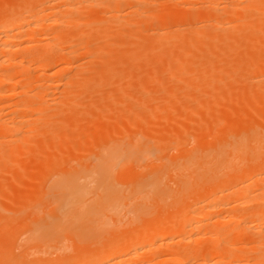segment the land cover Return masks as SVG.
Returning a JSON list of instances; mask_svg holds the SVG:
<instances>
[{"label": "bare ground", "instance_id": "1", "mask_svg": "<svg viewBox=\"0 0 264 264\" xmlns=\"http://www.w3.org/2000/svg\"><path fill=\"white\" fill-rule=\"evenodd\" d=\"M30 1V0H28ZM36 1V0H35ZM149 0H47V1H40L39 2H43L41 4H37L38 5H34L35 7H33L30 10H22L20 9H14L12 11H14L13 13L10 14L11 19L9 20L10 22H6V23H0V110L5 111V107L3 105L2 102H5L7 100L11 101H15L13 98L20 96L22 94L23 95H30L32 93V90L30 89V85L33 82L34 76L30 77L32 74L31 72L39 70L38 68L43 69L44 68H50L51 72H53V68H55V59L58 61V59L62 60L61 63L66 62L69 63V61H71L70 63L72 64L73 62H76L78 60L77 64L74 63L75 65L77 64L79 67V70L83 71L85 68H82V64L85 65L86 67H88L89 62H86V64L81 63L83 60H85L83 58L82 61L79 59L80 57H82L83 55L86 56V60H88L87 58H89V56L87 55H94V58H92L91 60H97V58L100 57V51L98 52V54L96 53L98 50H96V48L98 47H94L97 45L94 44L97 40V38L95 39H88L89 41H85L79 37L81 35V33L77 34L75 33L74 35L69 34L65 31L67 28H69V26L73 25L76 27L77 25V21H84L85 19L83 17H81V15H79L82 20H80L81 18H72L71 16H73L76 13H85L86 15H88L86 12H91V11H95L94 13H96V9L97 11H101L102 14H106L103 15L104 19L106 20L108 17H110L112 19V21L115 22H120V24L124 25L123 23H125L124 21L126 20V22L128 21V19H134L135 17L143 15L144 11H146L147 9L144 10H140V6H143V4L145 3H149ZM162 3H168V0H159ZM170 1V0H169ZM180 1V0H178ZM182 1V0H181ZM187 1V0H186ZM189 1V0H188ZM197 1V0H195ZM190 0L188 3L185 1H182V4H186L185 7L190 5V3L194 2ZM200 1V0H199ZM198 1V2H199ZM216 4H218L219 0H211ZM222 1V0H220ZM219 1V2H220ZM233 2V4L235 5H241V3L246 4V0H231ZM256 1V0H255ZM254 4L258 1L255 2ZM5 2V1H3ZM31 2V1H30ZM34 2V1H32ZM158 2V1H157ZM175 2V0H174ZM210 2V1H209ZM253 2V1H252ZM1 3V2H0ZM21 3V2H20ZM19 3V4H20ZM26 3V2H25ZM153 3V2H152ZM197 3V2H196ZM212 3V2H211ZM231 3V2H230ZM230 3H228L230 5ZM249 3V2H248ZM23 4V3H22ZM29 4V3H28ZM26 3V6L28 5ZM142 4V5H141ZM223 4V3H222ZM243 4V6H244ZM251 4V3H249ZM253 4V5H254ZM260 4V3H259ZM3 5V4H2ZM5 5V4H4ZM15 5V4H14ZM24 5V4H23ZM147 5V4H146ZM146 5H144V8ZM161 5V4H160ZM180 5V4H179ZM235 5H231V6H235ZM252 5V6H253ZM256 5H258L256 3ZM255 5V6H256ZM262 5V4H261ZM17 6V5H16ZM33 6V4H32ZM162 6V5H161ZM175 6V5H174ZM178 6V4H177ZM176 6V7H177ZM183 6V5H180ZM194 6V5H193ZM221 6V5H219ZM228 6V5H226ZM242 6V5H241ZM259 6V5H258ZM257 6V7H258ZM18 7V6H17ZM21 7V5H20ZM28 7V6H27ZM31 7V6H30ZM173 7V6H172ZM190 7V6H189ZM188 7V8H189ZM22 8L25 9V7L23 6ZM84 8V9H83ZM91 9V10H86V9ZM143 8V7H142ZM184 8V7H183ZM181 8V10L183 9ZM215 8V7H214ZM238 8V7H237ZM263 8H264V4H263ZM28 9V8H27ZM79 9V10H78ZM81 9V10H80ZM99 9H103V10H99ZM149 7H148V11L146 14V20L144 19V21L146 22V25L148 23H150L149 18L154 17V13H152L153 10H150L151 12H149ZM175 9V8H173ZM172 9V10H173ZM179 9V8H178ZM248 9V8H247ZM257 9V8H256ZM260 9V8H258ZM180 10V9H179ZM180 10V11H181ZM222 11L220 12L219 9L217 10V13H222L225 14L227 13L226 10H224V8L221 9ZM261 10V9H260ZM264 10V9H262ZM169 11V10H167ZM176 11V9L174 10ZM179 11V12H180ZM185 11V10H184ZM182 10V12H184ZM187 11V10H186ZM185 11V12H186ZM191 11V10H190ZM226 11V12H225ZM254 11V10H253ZM181 12V16L182 13ZM204 12V11H203ZM237 12H240L239 10ZM150 13H152V15L150 16ZM171 13V10H170ZM169 13V14H170ZM188 13V12H186ZM192 11L190 12L189 16L191 15ZM219 13V14H220ZM91 14V13H90ZM108 14H110L111 16H109ZM144 14V15H145ZM157 14V13H156ZM161 14H163V12H161ZM166 14V13H165ZM165 14H163V16H160V13L157 14L158 16H160L159 18H157V21L162 22V24L164 25V23L166 22H171L168 16H164ZM175 14V13H174ZM201 14V13H200ZM199 14V15H200ZM214 14V12L212 13ZM101 16V18H103V16L101 14H98V16ZM136 15V16H135ZM185 15V13H184ZM194 15V14H192ZM196 15V14H195ZM199 15L198 19L200 18ZM203 15V14H202ZM201 15V16H202ZM215 15V14H214ZM228 16V13L226 14ZM261 15V14H260ZM105 16L107 18H105ZM131 18H130V17ZM157 16V17H158ZM188 16V15H187ZM221 16V14H220ZM223 16V15H222ZM69 17H71L72 19H70ZM87 17V16H86ZM93 17V16H92ZM128 17V19L126 18ZM143 16H141L142 18ZM206 17V16H205ZM219 17V16H218ZM217 17V18H218ZM230 17V15H229ZM70 19V21L76 20V24H72L70 25V21L67 22L68 19ZM138 18V17H137ZM145 18V16H144ZM155 18V17H154ZM175 17H173L172 20H174ZM204 18V17H203ZM209 18V17H208ZM233 16H231L232 20ZM84 19V20H83ZM99 19V18H98ZM109 19V18H108ZM140 19V17H139ZM176 19V18H175ZM197 19V18H196ZM234 19V18H233ZM246 19V17H245ZM256 19V18H255ZM137 20V19H136ZM151 20V19H150ZM218 20V19H217ZM229 20V19H227ZM1 21V20H0ZM3 21V20H2ZM1 21V22H2ZM7 21V20H6ZM94 21L96 22V20L92 21V25L94 23ZM149 21V22H148ZM153 21H156L155 19ZM156 21V22H157ZM220 20H218V22H215L213 27L215 29L218 30H224V29H231L230 33H232L233 31L236 35H241L238 34V31L241 33L242 29H240L239 26H236L235 23L233 25V20L228 21L226 23L225 21L223 22H219ZM98 22V21H97ZM101 22H104L103 19L101 20ZM101 22H99L98 24H100ZM106 22V21H105ZM117 22V23H118ZM122 22V23H121ZM130 22V23H129ZM129 24L134 25V23H137L136 21L133 22L129 20ZM132 22V23H131ZM152 22V21H151ZM155 22V23H156ZM164 22V23H163ZM173 22H177V20H174ZM198 22V21H197ZM205 22V21H203ZM69 25H66L68 24ZM72 23V22H71ZM90 23V22H89ZM144 23V22H143ZM159 23V22H158ZM158 23L155 25L157 28ZM200 23V22H199ZM206 23V22H205ZM208 23V22H207ZM237 23V22H236ZM262 23V22H261ZM85 25V23L82 22V24L79 25ZM103 24V23H102ZM104 24H109V23H104ZM118 24V26L120 25ZM195 24V23H194ZM246 24V23H245ZM263 24V23H262ZM63 25V26H62ZM68 26L66 28V26ZM126 25V23H125ZM128 25V24H127ZM159 25H161L159 23ZM176 25V24H175ZM239 25V24H238ZM242 25V24H241ZM259 25V24H258ZM257 25V26H258ZM261 25V24H260ZM59 26V27H58ZM65 28V30L63 31V34L59 29L60 27ZM65 26V27H64ZM87 26V25H86ZM91 26V25H90ZM95 26V25H94ZM97 26V24H96ZM144 26V25H143ZM162 26V25H161ZM169 26V25H167ZM183 26V25H182ZM191 26V25H189ZM206 24H199L196 26H193L191 28V31H195L197 32H203L204 29L206 28ZM53 27V28H52ZM165 29L166 26H163ZM163 27H161L162 29H159L158 33H156L155 37V41L158 43H166L168 41H171L174 38H169L168 41H166V37L168 36H173V37H177L178 35L183 36V34H191L189 33L190 29L187 28V30L185 31L186 33H183V31H179L175 29V31L172 29V31L170 30L171 28H169L170 31L165 30ZM177 27V25H176ZM239 27V28H238ZM249 27V26H248ZM261 27V26H260ZM57 29V34L59 35L56 39L53 38L56 31L54 29ZM78 28V27H77ZM76 28V29H77ZM92 28V27H90ZM89 28V29H90ZM132 28V27H131ZM174 28V27H173ZM183 28V27H182ZM238 28V29H237ZM262 28L264 29L263 25ZM75 29V28H74ZM164 29V30H163ZM234 29V30H233ZM236 29V30H235ZM258 29V28H257ZM59 30V31H58ZM71 30V29H70ZM80 30V29H79ZM92 30V29H91ZM132 30V29H131ZM156 30V29H155ZM206 30V29H205ZM238 30V31H237ZM47 32V34H45V36H43L42 32ZM51 31V33L54 36H51L52 34H49ZM88 31V30H87ZM128 31V30H126ZM157 31V30H156ZM250 31V30H249ZM252 31V30H251ZM60 32V33H59ZM67 35H71V36H67ZM78 32V31H77ZM80 32V31H79ZM181 34H180V33ZM227 32V31H225ZM244 32V29H243ZM42 33V34H41ZM130 33V32H129ZM179 33V34H178ZM183 33V34H182ZM194 33V32H193ZM212 33V32H210ZM221 33V32H220ZM234 33L232 35H230V37L233 38V36L235 37ZM252 33V32H251ZM264 33V31L262 32ZM66 36H65V35ZM115 34V33H114ZM134 34V33H132ZM137 34V33H136ZM141 34V33H140ZM198 34V33H197ZM42 35V36H40ZM47 35V36H46ZM95 35V34H94ZM143 35V34H142ZM147 35V34H146ZM176 35V36H175ZM192 35V34H191ZM209 35V34H208ZM219 35V33H218ZM252 35V34H251ZM25 37L24 39L22 37ZM64 36V37H63ZM190 36V35H189ZM224 36V35H223ZM242 36V35H241ZM255 36V35H254ZM64 40H60L62 41L61 44L59 42V39L62 38ZM68 37V38H67ZM142 37V36H141ZM184 37V36H183ZM187 38V35L185 36ZM226 37V36H224ZM100 38V37H99ZM105 38V37H104ZM144 38V36H143ZM223 38V37H222ZM236 38V37H235ZM242 38V37H241ZM249 38V37H248ZM247 38V39H248ZM252 38V36L250 37ZM249 38V39H250ZM194 39V37L192 38ZM197 39V38H196ZM219 39V38H218ZM225 39V38H224ZM229 39V38H228ZM254 38H252L253 40ZM57 42H56V41ZM92 40V41H91ZM95 40V42H94ZM135 39L133 38V41ZM189 40V39H188ZM234 40V39H233ZM243 40V39H241ZM260 40V39H259ZM67 41V42H66ZM84 43H83V42ZM91 41V42H90ZM122 41V40H121ZM124 41V40H123ZM178 41V40H177ZM184 41H186V39H184ZM183 41V42H184ZM219 41V40H217ZM226 41V39H225ZM231 41V40H230ZM230 41L228 43V46L230 45ZM239 41V40H238ZM257 41V40H256ZM64 42V43H63ZM66 42V43H65ZM93 44L94 46H90L92 47L90 50L93 51V49L95 51H93L92 53H90L88 50V48L84 49V47H86V45L88 46L90 43ZM98 42V41H97ZM104 42V41H103ZM116 42V40H115ZM180 42V41H179ZM193 42V41H192ZM227 42V41H226ZM255 42V41H254ZM38 43H43L41 45H39ZM47 45V47L43 46L45 44ZM63 43V44H62ZM89 43V44H88ZM157 43V44H158ZM181 43V42H180ZM219 43V42H218ZM249 43V41H248ZM247 44V48L248 45L251 44ZM253 43V42H252ZM261 46L262 45V41H260ZM61 45V50L59 49V46ZM66 44V45H65ZM108 44V43H107ZM155 44V43H154ZM188 44V43H187ZM191 44V43H190ZM243 44V43H242ZM36 45H38V47H36ZM59 45V46H58ZM64 45V47H63ZM101 45V44H100ZM104 45V43H103ZM112 45V44H111ZM151 45V44H150ZM167 45V44H166ZM172 45V44H171ZM196 45V44H195ZM208 45V43H207ZM214 45V44H213ZM222 45V44H221ZM42 46V47H40ZM84 46V47H82ZM132 46V45H130ZM156 46V45H155ZM185 46V45H184ZM183 46V47H184ZM188 46V45H187ZM186 47H182L183 49H187L190 48L188 46V48ZM198 46V45H196ZM210 46V43H209ZM224 44L222 45L223 49ZM234 46V45H233ZM236 46V44H235ZM80 47V48H78ZM103 47V46H101ZM148 47V46H147ZM151 48H149L150 52H152L154 46H149ZM161 47V44H160ZM203 47V45H202ZM211 47V46H210ZM214 47V46H213ZM227 47V46H226ZM230 47V46H229ZM228 49H231L229 48ZM260 47V46H259ZM44 48V51H43ZM47 48V50H46ZM81 48L83 50H81ZM100 48V47H99ZM135 48V47H134ZM137 48V47H136ZM143 48V46H142ZM145 48V47H144ZM143 48V49H144ZM199 48V47H197ZM207 48V47H206ZM216 48V47H214ZM213 48V49H214ZM246 48V47H245ZM246 48V49H247ZM264 48V47H263ZM40 49V50H39ZM88 49V50H87ZM143 49H138L136 51V49L132 52L134 57L132 60H137L141 55V53H143ZM146 49V48H145ZM200 49H201V45H200ZM261 50V48H259ZM40 52H39V51ZM53 50V51H52ZM56 50V51H55ZM58 50V51H57ZM101 50V49H100ZM129 50V49H128ZM127 50V51H128ZM182 50V49H181ZM194 50V49H193ZM217 50V49H216ZM240 50V49H238ZM238 50H235L236 52ZM259 50V51H260ZM263 50V49H262ZM82 51L85 53L86 51L89 53H85L83 54ZM126 51V50H125ZM220 51V50H219ZM234 51V50H233ZM232 51V52H233ZM258 51V53H259ZM146 52H148V50H146ZM156 52V51H155ZM199 52V51H198ZM207 52V51H206ZM209 52V50H208ZM212 52V51H210ZM230 52V51H229ZM252 52V51H251ZM264 52V51H263ZM262 51L260 53H263ZM117 52H114V50H107L105 52H103L102 58H104L105 60H109V61H114V63L117 65V63L119 64H123V61L126 59V57L124 58L123 54H116ZM180 53V52H179ZM196 52H194L195 54ZM204 53V52H203ZM219 54H221L220 52H217ZM223 53V52H222ZM228 53V52H227ZM231 53V52H230ZM229 53V55H230ZM250 53V52H249ZM147 53H143V55H146ZM153 54V53H152ZM162 54V53H161ZM178 54V53H177ZM208 54V53H206ZM216 54V53H215ZM251 54V53H250ZM254 54V58L258 57V55ZM121 55V56H120ZM127 55V54H126ZM125 55V56H126ZM212 55V54H211ZM211 55H209V57L211 58ZM243 55V54H241ZM262 55V54H261ZM130 56V55H129ZM128 56V59L130 60ZM189 56V55H188ZM199 56V55H197ZM264 56V55H262ZM159 57V56H158ZM201 57V56H200ZM215 57V56H214ZM224 57V55H223ZM222 57V58H223ZM237 57V56H236ZM124 58V59H123ZM239 58V57H238ZM250 58V57H249ZM90 59V58H89ZM100 59V58H99ZM154 59V57H153ZM152 59V61H153ZM186 59V58H185ZM202 59V57L200 58V60ZM215 59V58H212ZM226 59V58H225ZM228 59V58H227ZM59 60V61H60ZM81 62H80V61ZM95 60V61H96ZM123 60V61H122ZM125 60L124 62L127 64V62L132 63V60ZM190 60V58H189ZM192 60V59H191ZM190 60V61H191ZM222 60V59H221ZM234 60V59H233ZM244 61V56L243 59ZM59 61L57 63H59ZM73 61V62H72ZM127 61V62H126ZM155 61V60H154ZM218 61V60H217ZM241 61V60H240ZM249 61V60H248ZM250 61L252 62V60L250 59ZM255 62L257 61V58L254 60ZM53 62V63H52ZM97 62V61H96ZM95 62V63H96ZM183 62V61H182ZM206 62V61H205ZM213 65L216 63L215 60L213 61ZM220 62V61H219ZM236 62V59H235ZM258 62V63H257ZM256 63H253V66L255 65L256 67L254 71L257 70H261L259 71L260 73L262 72V74H264V58L261 57L258 59ZM35 63V64H34ZM60 64L61 67H63ZM66 63L64 65H66ZM69 63V65H70ZM105 63V62H104ZM111 63V62H110ZM128 63V64H129ZM146 63V62H145ZM164 63V62H163ZM212 63V62H211ZM239 63V62H238ZM251 63V64H252ZM37 64V66H36ZM40 66H39V65ZM107 64V63H106ZM118 64V65H119ZM189 64V63H188ZM223 64V63H222ZM226 64V63H225ZM235 64V63H234ZM257 64V65H256ZM50 65V67H49ZM51 65L53 66L51 68ZM55 65V66H54ZM67 64V66H69ZM94 65V63H93ZM92 65V66H93ZM111 65V64H110ZM125 65V64H123ZM143 65V64H142ZM157 65V64H156ZM159 65V64H158ZM181 65V64H180ZM209 65V64H208ZM211 65V64H210ZM212 65V66H213ZM237 65V63H236ZM34 66V67H33ZM36 66V67H35ZM39 66V67H38ZM48 66V67H47ZM58 66V65H57ZM56 66V68H57ZM72 65H70L69 67H71ZM102 66V65H101ZM113 66V64H112ZM130 67V64L128 65ZM178 66V65H177ZM188 66V65H187ZM198 66V64H197ZM204 66V65H203ZM212 66L210 67L212 70ZM251 66V65H250ZM60 67V69H61ZM66 67V66H64ZM74 68V66H72ZM91 67V66H90ZM103 67V66H102ZM107 67V65H106ZM109 67V66H108ZM111 67V66H110ZM114 67V66H113ZM112 67V68H113ZM128 67V68H129ZM135 67V66H134ZM191 67V66H189ZM208 67V66H207ZM206 67V68H207ZM247 67V66H245ZM59 68V67H58ZM68 68V67H67ZM72 68V69H73ZM118 67H116L115 69H117ZM142 68V67H141ZM181 68V67H180ZM214 68V67H213ZM250 68V67H249ZM253 68V67H252ZM251 68V69H252ZM59 69V70H60ZM83 69V70H82ZM97 69V68H96ZM101 70V68H99ZM97 69V70H99ZM108 68H106L107 70ZM111 69V68H110ZM114 69V70H115ZM135 69V68H134ZM161 69V68H160ZM178 69V68H177ZM191 69V68H190ZM222 69V68H221ZM243 69V68H242ZM245 69V68H244ZM25 71L23 72V75L28 72V80L26 81H30L29 79H31L32 81L28 84H25L23 86L20 85V83H15L14 79L16 80V78L18 77L17 73L19 71ZM55 70V69H54ZM64 68H62L63 71ZM69 70H71L69 68ZM86 70V69H85ZM84 70V71H85ZM126 70V69H125ZM138 70V69H137ZM187 70V69H186ZM209 70V69H208ZM210 70V71H211ZM229 71V69H226ZM248 70V69H247ZM29 71H31L29 73ZM41 71V70H40ZM39 71V72H40ZM65 71V70H64ZM60 72L58 75L59 77H57L58 79H60V83H61V79L62 77L66 78L68 75V69L65 72ZM77 70H75L76 72ZM81 71H77L78 74L81 73ZM103 69L100 71L102 72ZM109 71V70H108ZM139 71V70H138ZM175 71V70H174ZM173 71V72H174ZM190 71V70H189ZM231 71V70H230ZM229 71V72H230ZM237 71V70H235ZM37 72V71H36ZM38 72V73H39ZM50 72V73H51ZM58 72V70H57ZM99 72V73H100ZM105 74H107V71H103ZM127 72V71H126ZM209 72V71H208ZM213 72V71H212ZM16 73V75H15ZM49 73V74H50ZM64 73L65 75L62 76V74ZM73 73V71H72ZM72 73L71 76H69V78L65 79L66 83L70 82V78L71 81H75L73 84L76 85V81L78 82L79 80H76L75 77L77 76L76 73L75 77H72ZM84 73V72H82ZM98 73V74H99ZM102 73V74H104ZM117 73V72H116ZM204 73V72H203ZM211 73V72H210ZM224 73V72H223ZM258 73V71L256 72ZM21 74V73H20ZM19 74V75H20ZM31 74V75H30ZM37 74V73H35ZM44 74V73H43ZM60 74L62 77H60ZM128 74V73H127ZM261 74V75H262ZM39 75V74H38ZM126 75V74H124ZM194 75V74H193ZM212 75V73H211ZM254 75V74H253ZM47 76V74H46ZM99 76V75H98ZM197 76V75H196ZM202 76V75H201ZM214 76V75H213ZM256 76V75H255ZM96 77V76H95ZM100 77V76H99ZM129 77V76H128ZM182 77V76H181ZM207 77V76H206ZM209 77V76H208ZM254 77V76H253ZM36 78V77H35ZM78 78V76H77ZM81 78V77H79ZM93 78V77H92ZM205 78V77H204ZM239 78V77H238ZM237 78V79H238ZM244 78V77H243ZM256 78V77H254ZM37 79V78H36ZM46 79V78H45ZM51 79V76L48 78V80ZM75 79V80H74ZM107 79V78H106ZM111 79V78H110ZM113 79V78H112ZM115 79V76H114ZM155 79V78H154ZM207 79V78H206ZM213 79V78H212ZM224 79V78H223ZM261 79V78H259ZM47 80V83H48ZM57 80V79H56ZM97 80V78H96ZM101 79H99L100 81ZM108 80V79H107ZM116 80V79H115ZM135 80V79H134ZM188 80V78H187ZM204 80V79H203ZM90 81V80H89ZM8 82V83H7ZM11 85H10V83ZM21 82V81H20ZM50 82V81H49ZM64 82V79H63ZM102 82V81H100ZM193 82V81H192ZM248 82V81H247ZM246 82V83H247ZM3 83L5 84H9L8 87H11L9 89L4 88L5 84L3 85ZM14 83V84H12ZM26 83V82H25ZM34 83V82H33ZM37 83V81H36ZM35 83V84H36ZM40 83V82H39ZM42 83V81H41ZM58 83V87L59 85H62ZM64 83V86L67 87L65 89H68V85L70 84H66ZM71 83V85H72ZM84 83V82H83ZM82 83V84H83ZM86 83L87 80H86ZM84 83V85L86 84ZM95 83V81H94ZM97 83V82H96ZM112 83V82H111ZM124 83V82H123ZM134 83V82H133ZM157 83V82H156ZM54 84V83H53ZM52 84V85H53ZM66 84V85H65ZM79 82L77 83L76 86H78ZM81 84V85H82ZM89 84V83H88ZM92 84V83H91ZM100 84V83H99ZM102 84V83H101ZM100 84V86H102ZM262 84V83H260ZM1 85H3L4 87H2ZM33 86H35L34 84H32ZM40 85V84H38ZM49 86V84H47ZM45 85V87L47 86ZM51 85V84H50ZM70 85V86H71ZM152 85V84H151ZM213 85V84H212ZM14 86V87H13ZM63 86V85H62ZM86 86V85H85ZM88 86V85H87ZM95 86V84H94ZM133 86V85H132ZM175 86V85H174ZM198 86V85H197ZM202 86V85H201ZM211 86V85H210ZM44 87V86H43ZM50 90H51V86H49ZM53 87V86H52ZM54 90H56V85L54 86ZM80 87V85H79ZM78 87V88H79ZM158 87V86H156ZM206 87V86H205ZM42 88V87H41ZM48 88V87H47ZM61 88V87H60ZM75 87H73L72 89H74ZM77 88V89H78ZM103 88V87H102ZM199 88V86H198ZM204 88V87H203ZM233 88V87H232ZM249 88V87H248ZM59 89V88H58ZM57 89V90H58ZM76 89V93L77 90ZM96 89V87H95ZM127 89V88H126ZM60 90V89H59ZM63 90V89H62ZM75 90V89H74ZM184 90V89H183ZM209 90V89H208ZM35 91V90H34ZM130 91V90H129ZM140 91V90H139ZM150 91V90H149ZM254 91V90H253ZM261 91V90H260ZM263 91V90H262ZM36 92V91H35ZM40 92V91H39ZM44 92V91H43ZM75 93V91H73ZM93 92V91H92ZM91 92V95H93ZM193 92V91H191ZM211 92V91H210ZM248 92V91H247ZM37 93V92H36ZM56 93V92H55ZM59 93V92H58ZM86 94V91L83 92V94ZM126 93V91H125ZM150 93V92H149ZM178 93V92H177ZM238 93V92H236ZM243 93V92H242ZM256 93V92H255ZM264 93V92H263ZM45 94V93H44ZM47 94V93H46ZM71 94H73L71 92ZM84 94V95H85ZM97 94V93H96ZM235 94V93H234ZM246 94V93H245ZM48 95V94H47ZM50 95V94H49ZM48 95V96H49ZM83 95V96H84ZM133 95V94H132ZM178 95V94H177ZM196 95V94H195ZM68 96V95H65ZM87 96V95H86ZM94 96V95H93ZM125 96V95H124ZM140 96V95H139ZM152 96V95H151ZM238 96V95H237ZM24 97V96H23ZM28 96H26L27 98ZM33 97V96H32ZM34 97L36 98V96L34 95ZM37 97H42L38 95ZM56 97V96H55ZM72 97V96H70ZM76 97V96H75ZM78 97V96H77ZM82 97V96H81ZM91 97V96H90ZM156 97V96H155ZM181 97V96H180ZM194 97V96H192ZM259 97V102L255 103L257 105L260 106H264V102L262 99L263 95L258 96ZM262 97V98H260ZM46 98V97H45ZM92 98V97H91ZM182 98V97H181ZM180 98V99H181ZM37 99V98H36ZM39 100H36L37 103H40V106H36L39 104H36V102L34 103L35 99H33L34 101L32 102V100L28 101L30 102L29 104H25V109L29 111H46V109L48 108V103L42 101L41 102ZM55 99V98H54ZM53 99V100H54ZM67 99V98H66ZM77 99V98H76ZM75 99V100H76ZM147 99V98H146ZM167 99V98H166ZM170 99V98H169ZM203 99V98H202ZM247 99V98H246ZM28 100V99H27ZM27 100H25V102H27ZM52 100V101H53ZM68 100V99H67ZM65 100V101H67ZM69 100H71L72 102H74V99L72 100V98H70ZM97 100V99H96ZM140 100V99H139ZM225 100V99H224ZM262 100V101H260ZM49 101V100H48ZM71 101H67L64 103H59V104H63V106H65L64 104L68 103L66 106L69 108L70 106L73 105V103H71ZM90 101V100H88ZM114 101V100H113ZM127 101V100H126ZM183 101V100H182ZM228 101V100H227ZM235 101V100H234ZM242 101V100H241ZM253 101V103H254ZM12 102V101H11ZM16 102V101H15ZM22 102V101H21ZM32 102V103H31ZM87 102V101H86ZM203 102V101H202ZM237 102V100H236ZM263 102V103H262ZM8 102H5L4 104H7ZM23 103V102H22ZM47 103V104H45ZM58 103V102H57ZM56 103V104H57ZM102 103V102H101ZM119 103V102H118ZM148 103V102H147ZM220 103V102H219ZM252 103V104H253ZM260 103V104H259ZM15 104V103H13ZM13 104H8L10 105V107ZM21 105V103H16L15 105ZM22 104V105H24ZM75 104V103H74ZM139 104V103H138ZM156 104V103H155ZM161 104V103H160ZM165 104V103H164ZM175 104V103H174ZM210 104V103H209ZM231 104V103H230ZM241 104V103H240ZM7 105V106H8ZM17 105V106H18ZM19 105V106H20ZM46 105V108H45ZM70 105V106H69ZM85 105V104H84ZM125 105V104H124ZM187 105V104H186ZM62 106V107H63ZM65 106V107H66ZM75 106V105H73ZM8 106L9 109L16 107V106H12L10 108ZM66 107V108H67ZM118 107V106H117ZM127 107V106H126ZM153 107V106H152ZM206 107V106H205ZM221 106H219L220 108ZM227 107V106H226ZM253 107V106H252ZM6 107V110L8 109ZM87 108V107H86ZM92 108V107H91ZM208 108V107H207ZM215 108V107H214ZM212 108V109H214ZM239 108V107H238ZM242 108V107H241ZM263 108V107H262ZM4 109V110H3ZM8 109V110H9ZM51 109V108H50ZM79 109V108H78ZM151 109V108H150ZM164 109V108H163ZM206 109V108H205ZM243 109V108H242ZM247 109V108H246ZM254 109V108H253ZM261 109V107L259 108ZM7 110V111H8ZM13 110V109H11ZM15 110V109H14ZM61 110V109H60ZM62 110H65V108H63ZM77 110V109H76ZM241 110V109H240ZM255 110V109H254ZM263 112L260 114L259 112H257L258 117H261V119L264 120V116L262 117V115L264 114V108L262 109ZM10 111V110H9ZM20 112V109L16 110ZM16 111H11V112H16ZM56 111V110H55ZM67 111V110H66ZM132 111V110H131ZM197 111V110H196ZM203 111V110H202ZM207 111V110H206ZM219 111V109H218ZM243 111V110H242ZM249 111V110H248ZM261 111V110H260ZM18 112V114H19ZM24 112V111H23ZM27 112V111H26ZM57 112V111H56ZM60 112V111H59ZM65 112V111H64ZM68 112V111H67ZM225 112V111H224ZM0 113V134H4L6 133V139L10 138L14 133H19V134H15L16 138L11 137L10 139L5 140V136L3 137V135H0V139H2L1 137H3L2 140H0L1 144L6 145V147L4 148H8L7 145H11L14 146L10 143H13L15 139L16 142L20 141V142H27L28 138L30 135H28L29 133H31V129L30 131L27 130L26 131V127L24 126V131H26L27 133H25L24 131H22L23 129V125L18 123H10L9 120H11L12 122H14L15 119L10 118V113L6 114L7 116H4V114ZM86 113V111H85ZM118 113V112H116ZM176 113V112H175ZM203 113V112H202ZM249 113H251L249 111ZM15 114V113H14ZM27 114V113H26ZM37 114V113H36ZM59 113H57L58 115ZM62 114V111H61ZM59 114V115H61ZM87 114V113H86ZM127 114V113H126ZM156 114V113H155ZM182 114V113H181ZM188 114V113H187ZM205 114V112H204ZM209 113H207L208 115ZM212 114V113H211ZM210 114V115H211ZM260 114V116H259ZM10 115V116H8ZM16 115V114H15ZM14 115V116H15ZM35 115V113H34ZM44 115V114H43ZM65 114H63L64 116ZM74 115V114H73ZM81 115V114H80ZM78 115V117L80 116ZM122 115V114H121ZM129 116L132 114H128ZM157 115V114H156ZM178 115V114H177ZM203 115V114H202ZM206 115V114H205ZM238 115V114H237ZM242 115V114H241ZM240 115V116H241ZM253 115V114H252ZM255 115V114H254ZM36 116V115H35ZM40 116V115H39ZM38 116V117H39ZM45 116V115H44ZM48 116V115H47ZM75 116V115H74ZM128 116V117H129ZM166 116V115H165ZM246 116V115H245ZM7 117V118H6ZM9 117V118H8ZM16 117V116H15ZM28 117V116H27ZM50 117V116H49ZM55 117V116H54ZM66 117V116H65ZM82 117V116H81ZM143 117V116H142ZM149 117V116H148ZM152 117V116H150ZM182 117V116H180ZM204 117V116H203ZM203 117L201 119H203ZM210 117V116H209ZM218 117H221L218 116ZM243 117V116H242ZM52 118V117H51ZM84 118V117H83ZM184 118V117H183ZM208 118L207 116H205L204 119ZM214 118V117H213ZM210 117V119L215 120ZM232 118V117H231ZM238 116L234 119H237ZM241 118V117H240ZM239 118V119H240ZM244 118V117H243ZM253 118V117H252ZM24 119V118H21ZM27 119V118H25ZM24 119V120H25ZM29 119V117H28ZM119 119V118H118ZM131 119H133V117L131 116ZM143 119V118H142ZM146 119V118H144ZM190 119V118H189ZM209 119V118H208ZM222 118H220L221 120ZM229 119V118H228ZM246 119V117H245ZM249 119V118H248ZM257 119V116L256 118ZM254 119V120H255ZM39 120L38 118H32L30 122H35ZM63 120V119H62ZM79 120V119H78ZM102 120V119H101ZM100 120V121H101ZM117 120V119H116ZM129 122L130 117H129ZM135 120V119H134ZM156 120V119H155ZM219 120V121H220ZM247 120V119H246ZM245 120V121H246ZM260 121V119L258 118L257 121ZM29 121V120H28ZM40 121V120H39ZM42 121V120H41ZM83 121V120H82ZM190 121V120H189ZM204 121V120H203ZM209 121V122H208ZM208 123H211L210 120H208ZM218 121V119H217ZM216 120L214 122H217ZM227 121V120H226ZM231 121V120H230ZM236 121V120H234ZM244 121V120H243ZM256 121V120H255ZM16 122V121H15ZM30 122H28V125L30 124ZM51 122V121H50ZM74 122V121H73ZM107 122V121H106ZM143 122V121H142ZM157 122V120H156ZM155 122V123H156ZM161 122V121H160ZM206 122V120L204 121ZM223 122V121H222ZM241 122V121H240ZM239 122V124H240ZM249 122V121H248ZM252 122V119H251ZM38 123V122H37ZM36 123V124H37ZM89 123V122H88ZM87 123V124H88ZM113 123V122H112ZM121 123V122H120ZM133 123V122H131ZM148 123V122H147ZM152 123V122H151ZM154 123V125H155ZM162 123V122H161ZM172 123V122H171ZM237 123V122H236ZM243 123V122H242ZM259 123V122H258ZM262 123V122H261ZM264 123V121H263ZM21 128H20V125ZM53 124V123H52ZM55 124V123H54ZM69 124V122H68ZM111 124V123H110ZM114 124V123H113ZM112 124V125H113ZM117 124V123H116ZM122 124V123H121ZM134 124V123H133ZM144 124V123H142ZM150 124V123H148ZM200 124V123H198ZM206 124V123H205ZM217 124V123H216ZM213 124V125H216ZM221 124V123H219ZM225 124V123H224ZM238 124V126H240ZM244 124H246L244 122ZM244 124H242L244 126ZM19 125V126H18ZM27 125V123H26ZM40 126V123L38 124ZM37 125V126H38ZM51 125V124H50ZM70 125V124H69ZM79 125V124H78ZM95 125V124H94ZM123 125V124H122ZM128 125V123H127ZM145 125V124H144ZM143 125V126H144ZM209 125V124H208ZM212 125V124H211ZM247 125V124H246ZM245 125V126H246ZM86 126V124H85ZM134 126V125H133ZM146 126V125H145ZM157 126V125H156ZM166 126V125H165ZM201 126V125H200ZM204 126V124L202 125ZM201 126V127H202ZM229 126V124H228ZM244 126V127H245ZM54 127V126H53ZM141 127V125H140ZM187 127V126H186ZM208 127V126H206ZM205 127V128H206ZM215 127V126H214ZM219 127V126H218ZM235 127V126H234ZM35 129V127H33ZM39 128V127H37ZM42 128V127H41ZM44 128V127H43ZM66 128V127H65ZM64 128V129H65ZM90 129V127H88ZM120 128V127H119ZM118 128V129H119ZM129 128V127H128ZM132 128V127H131ZM139 128V127H138ZM156 128V127H155ZM198 128V127H197ZM213 128L212 126H210V129ZM223 128V127H222ZM8 129V130H7ZM12 130V132L10 130ZM40 129V128H39ZM58 129V128H57ZM88 129V130H89ZM110 130V128H107ZM118 129H116L117 131H119ZM126 129V128H125ZM135 129V128H134ZM146 131H147V126L145 127ZM145 129L142 130L145 132ZM149 129V128H148ZM165 129V127H164ZM193 129V128H192ZM200 129V128H199ZM215 129V128H213ZM227 129V128H226ZM6 130V131H5ZM37 130V129H36ZM60 130V129H59ZM96 130V129H95ZM94 130V131H95ZM99 130V129H98ZM115 130V132H116ZM122 130V127H121ZM129 130V129H128ZM152 130V129H151ZM176 130V129H175ZM198 130V129H197ZM203 130V128H202ZM208 130V129H207ZM5 131V132H4ZM14 131V132H13ZM66 131V130H65ZM72 131V130H71ZM97 131V130H96ZM102 131V130H101ZM113 131V130H112ZM111 131V133H112ZM123 131V130H122ZM140 131V130H139ZM166 131V130H165ZM169 131V130H168ZM204 131V130H203ZM209 131V130H208ZM216 131V130H215ZM224 131V130H223ZM237 131V132H236ZM10 134H9V133ZM20 132L22 134H20ZM63 132V131H61ZM82 132V131H81ZM98 132V131H97ZM114 132V131H113ZM114 132V133H115ZM130 132V131H129ZM184 132V131H183ZM194 132V131H192ZM199 132V131H198ZM235 132V133H234ZM233 135L234 136L232 139L229 138L230 141H226L228 139L225 140V135L219 138H215L216 140H214V142L210 141V143H208L207 145H202L203 147H201V145L199 146L198 150H196L195 152L190 151L187 154H184L183 157L178 161H174V162H169V163H165L161 164L160 166L158 165L157 169L154 170L153 172H141L142 174H140V176H136V177H129L127 179H125V181L122 182V179L116 180L115 178V174L118 172L117 170L120 168V170L122 171L123 169H125L126 167H131L133 170H135L136 166H141V164H148L147 161H149L151 159V154H153L154 152H150L148 151V154L145 153V156L143 155V158L141 159L139 156V154H137L135 151H131L130 149L124 148V144H119L117 141V143L119 145H114V146H110V147H106L99 155L98 161L96 163H94L93 166H88L85 169L79 170V172L77 173H81L79 176H77V174H65V176L60 177L59 179H57L56 181H54L51 186H49V191H50V195L52 197V194L57 198L56 201V208L54 209V212H52V217L51 220L44 222V224L38 225L36 226L34 229H30L29 234L27 235V237L24 239V246H27L33 250L27 249L28 247H26V249L29 251L27 254L30 257H35L34 259H29V262L27 259H25V257L23 259L27 260L25 261V263H23L22 261H19V257H15V259L13 258H9L12 252V248L11 245L9 246L11 239L9 240V238H3L0 240H3V242L8 239L9 240V244L5 245V247H7L5 250L9 249L5 251L2 247V252H8L6 255L3 254L1 252V247H0V264H138L139 261L142 258H151L150 260V264H221L223 261H232V264H264V124H256L255 123H250L248 124V126L246 128H237L236 130H234ZM106 137L107 134L110 133L107 131L105 132ZM121 133V132H120ZM166 133V132H163ZM172 133V132H171ZM202 133V132H201ZM219 133V132H218ZM231 133V132H230ZM229 133V134H230ZM12 134V135H11ZM24 134V135H23ZM41 134V133H40ZM61 134V133H60ZM91 134V133H90ZM89 134V135H90ZM99 134V133H98ZM101 134H103L101 132ZM113 134V133H112ZM111 134V135H112ZM124 134V132H123ZM149 134L153 135V133H143L142 136L148 137L150 139H155L154 136H150ZM156 134V132L154 133ZM160 134V133H159ZM162 134V133H161ZM174 134V133H173ZM186 134V133H185ZM224 134V133H222ZM5 135V134H4ZM10 135V136H9ZM64 135V134H63ZM69 135V134H68ZM84 135V134H83ZM86 135V133H85ZM100 135V134H99ZM115 135V134H113ZM125 135V134H124ZM198 135V134H197ZM196 135V136H197ZM221 135V134H220ZM8 136V137H7ZM18 136V137H17ZM32 136V135H31ZM88 136V135H86ZM85 136V137H86ZM126 136V135H125ZM163 136V134H162ZM167 136V134H166ZM166 136L165 139L167 138ZM170 136V135H169ZM174 136V135H173ZM201 136V135H200ZM84 137V138H85ZM93 137V136H91ZM90 137V138H91ZM98 137V136H97ZM114 138V136H112ZM117 137V136H115ZM128 137V136H126ZM145 137L143 138L145 140ZM183 137V136H182ZM227 137V136H226ZM14 138V140H13ZM39 138V137H38ZM102 138V137H101ZM103 138L105 139V137L103 136ZM121 139L125 138V137H120ZM131 138V137H130ZM160 138V137H159ZM162 138V137H161ZM170 138V137H169ZM176 138V137H175ZM203 138V137H202ZM30 139V138H29ZM50 139V138H49ZM89 139V138H88ZM96 138L93 137V139L91 138V140H89L90 142L92 140H94ZM98 139V138H97ZM100 139V137H99ZM117 139V138H116ZM138 139V138H137ZM143 139H140L141 141ZM168 139V138H167ZM183 139V138H182ZM214 139V138H212ZM34 140V139H33ZM38 140V139H37ZM44 140V139H43ZM76 140V139H74ZM73 140V141H74ZM103 140V139H101ZM139 140V139H138ZM137 140V141H138ZM147 140V139H146ZM201 140V139H199ZM2 141L4 143H2ZM78 141V140H76ZM98 141V140H97ZM140 141V142H141ZM152 141V140H151ZM156 141V140H155ZM58 142V141H57ZM85 142V141H84ZM95 142V141H94ZM139 142V143H140ZM202 142V141H201ZM19 143V142H18ZM22 143H19L22 145ZM46 143V142H45ZM125 143V142H123ZM137 143V144H139ZM167 143V142H166ZM0 144V146H2ZM14 144V143H13ZM18 144V145H19ZM56 144V143H55ZM62 144V143H61ZM60 144V145H61ZM75 144V143H74ZM96 144V143H95ZM141 144V143H140ZM145 144V143H143ZM180 144V143H179ZM26 145V143L24 144ZM24 145H23V151H24ZM58 145V144H56ZM104 145V144H103ZM113 145V144H112ZM136 145V144H135ZM148 146H150L149 144H147ZM159 145V144H158ZM17 146V145H16ZM51 146V145H49ZM124 146V147H123ZM139 146V145H138ZM136 146V147H138ZM143 146V145H142ZM152 146V145H151ZM188 146V145H187ZM21 147V146H19ZM40 147V146H39ZM68 147V146H67ZM94 147V146H93ZM147 147V146H146ZM163 147V146H162ZM13 148V147H12ZM48 148V147H47ZM69 148V147H68ZM86 148V147H85ZM129 148V147H128ZM135 148V146H134ZM141 148V147H139ZM154 148V147H153ZM166 148V147H165ZM3 149V148H2ZM72 149V148H71ZM158 149V148H157ZM156 149V152H157ZM161 149H164L161 148ZM193 149V148H192ZM1 150V149H0ZM5 150V149H4ZM43 150V149H41ZM131 152H130V151ZM149 150V149H147ZM146 150V151H147ZM160 150V149H159ZM194 150V149H193ZM13 151V150H12ZM44 151V150H43ZM138 151V150H137ZM142 151V150H141ZM145 151V150H144ZM163 151V150H162ZM21 152V151H19ZM42 152V151H41ZM56 152V151H55ZM77 152V151H76ZM149 152L151 154H149ZM159 152V151H158ZM164 152V151H163ZM162 152V153H163ZM32 153V152H31ZM38 153V152H37ZM67 153V151L65 152ZM144 153V152H143ZM160 153V152H159ZM161 153V154H162ZM23 154V153H22ZM34 154V153H33ZM50 154V153H49ZM54 154V153H53ZM60 154V153H59ZM58 154V155H59ZM64 154V153H63ZM75 154V153H74ZM84 153H81L80 156H83ZM141 154V152H140ZM157 154V153H156ZM155 154V155H156ZM178 154V153H177ZM6 155V154H5ZM14 155V156H13ZM30 155V154H29ZM28 155V158H29ZM52 155V154H50ZM69 155V154H68ZM86 155V153H85ZM0 156L2 157L1 153ZM10 156H12V159L15 158V154H9V158ZM33 156V155H32ZM53 156V155H52ZM61 155H59L60 157ZM66 155L64 154L62 157L64 158ZM178 156V155H176ZM17 157V156H16ZM34 157V156H33ZM38 157V156H37ZM58 157V156H57ZM56 157V159H57ZM73 157V156H72ZM75 159L77 158L76 154L74 155ZM158 157V156H157ZM161 157V156H160ZM61 158V157H60ZM67 158V157H66ZM153 158H156L153 156ZM17 159V158H15ZM37 159V158H36ZM49 159V157L47 158ZM53 159V158H52ZM74 159V158H73ZM139 159V160H138ZM149 159V160H148ZM59 160V158H58ZM72 160V159H71ZM77 160V159H76ZM93 160V159H92ZM138 160V161H137ZM142 160V162H140ZM161 160V159H160ZM14 161V160H13ZM16 161V160H15ZM56 161V160H55ZM54 161V162H55ZM62 161V160H61ZM60 161V162H61ZM84 161V160H83ZM151 161V160H150ZM47 162V161H46ZM52 162V160H51ZM60 162H58L60 164ZM69 162V161H68ZM80 162V161H79ZM139 162L140 165H137ZM146 162V163H145ZM23 163V162H22ZM56 163V162H55ZM81 163V162H80ZM21 164V163H20ZM25 164V163H24ZM49 164V163H47ZM62 164V163H61ZM60 164V165H61ZM86 164V163H85ZM52 163L50 164L52 170L54 169V164L52 167ZM81 165V164H80ZM84 165V164H83ZM156 165V164H155ZM33 166V165H32ZM50 166H46L50 167ZM148 166V165H147ZM150 166V165H149ZM153 166V165H152ZM9 167V166H6ZM44 167V166H43ZM57 167V168H56ZM56 169H58L59 165H56ZM141 167H145L141 166ZM151 167V166H150ZM156 168V166H153ZM29 168V167H28ZM37 168V166H36ZM45 168V167H44ZM4 169V168H3ZM66 169V168H65ZM146 169V167L144 168ZM20 170V169H19ZM27 170V169H26ZM148 170V169H146ZM144 170V171H146ZM45 171V170H44ZM51 169H48V171L46 170V172L50 173ZM120 171V172H121ZM143 171V170H142ZM39 172V171H38ZM138 171V173H140ZM23 173V171H22ZM29 173V172H27ZM45 173V172H44ZM43 173V174H44ZM31 174V173H30ZM144 174V175H143ZM24 175V174H23ZM11 177V176H10ZM33 177V176H32ZM36 177V176H35ZM172 177V182H175L176 186H173L175 188H171L169 185V182L171 180H169V178ZM17 178V177H16ZM43 178V177H42ZM171 179V178H170ZM27 180V179H26ZM169 180V181H168ZM20 181V180H19ZM15 183V182H14ZM6 184V183H5ZM38 184V183H37ZM170 184H172L170 182ZM32 185V184H31ZM1 186V185H0ZM127 186V187H126ZM38 187V186H37ZM40 188V187H39ZM124 188V189H122ZM128 188V189H127ZM41 189V188H40ZM255 189V190H254ZM22 190V189H21ZM27 191V190H26ZM257 191V193H256ZM10 194V193H9ZM32 195V194H31ZM43 195V194H42ZM49 195V197H50ZM12 197V196H11ZM18 197V196H17ZM21 197V196H20ZM34 197V196H33ZM187 197H189L188 199L191 200V198L194 199L195 203L193 204H189V206H180V203H184V200H188L186 199ZM35 198V197H34ZM48 198V197H47ZM27 199V198H26ZM25 199V202L27 201ZM32 199V198H31ZM192 199V200H193ZM196 199V200H195ZM16 200V199H15ZM43 200V199H42ZM50 200V199H49ZM3 201V200H2ZM19 201V200H17ZM16 201V202H17ZM44 201V200H43ZM41 202V201H40ZM45 202V201H44ZM193 202V201H192ZM27 203V202H26ZM29 203V201H28ZM32 203V202H31ZM47 203V202H46ZM187 203V202H186ZM191 203V201L189 202ZM6 204V203H5ZM17 204V203H16ZM39 204V203H38ZM41 204V203H40ZM183 204V205H184ZM242 204H248L249 206H251L247 211H243V207L241 206V210L242 212H240L239 209V205ZM12 205V204H11ZM42 205V204H41ZM44 205V203H43ZM247 205V206H248ZM253 205V207H252ZM13 206V205H12ZM239 206V207H238ZM244 206V205H243ZM153 207H156V209H154V212L152 211ZM16 208V207H14ZM125 208H128L125 209ZM168 208V209H167ZM246 208V207H245ZM253 208V209H251ZM2 209V208H1ZM130 211L133 215L132 217L130 216V214H127L129 216H127L128 218V224L129 227H134L138 226L139 223H146L145 227L139 228L141 226H143L142 224L139 225L136 229H134L135 231L131 232H122L126 230V228H122V226L124 225L125 222H123V219H121V215H122V211ZM252 210V211H251ZM4 211V210H3ZM2 211V212H3ZM165 212V213H164ZM244 212V213H243ZM54 213V214H53ZM124 213V212H123ZM127 213V212H126ZM242 213V215H241ZM247 213V214H245ZM249 213V214H248ZM230 216V219L226 220L227 215ZM245 214V215H244ZM3 215V214H2ZM243 215L244 217H248L246 219V217L243 219ZM248 215V216H247ZM242 216V217H241ZM124 217V216H123ZM122 217V218H123ZM21 218V217H20ZM112 219V220H111ZM121 219V221L119 220ZM242 219L244 221H242ZM113 221V223H112ZM127 221V220H126ZM122 223V225H120V223ZM130 222V223H129ZM119 223V225L117 224ZM116 225V226H115ZM132 225V226H131ZM233 225L237 226L236 228L233 227ZM118 226V227H117ZM117 227V228H115ZM124 227V226H123ZM127 227V226H125ZM18 228V227H17ZM122 228V229H121ZM135 228V227H134ZM227 230V228H229V231L227 230L228 233L223 234L221 233V235L223 237H221L218 233L219 230L225 229ZM121 229V231H120ZM129 229V228H127ZM131 229V228H130ZM10 230V229H9ZM16 230V229H15ZM218 230V231H217ZM128 231V230H127ZM224 231V230H223ZM118 232V233H117ZM222 232V231H221ZM3 233V232H2ZM12 233V232H11ZM116 233V234H114ZM210 234V236H209ZM5 235V234H4ZM208 235V236H207ZM254 235V236H251ZM7 236V235H6ZM9 236V235H8ZM252 237L251 240V246H247L248 243L246 242H242V247L239 246L241 245L240 240H246V238ZM68 238H74L71 240L76 241L77 243L80 244V246L82 247L84 245V248L88 251H84V254L81 256H74L71 257L70 254L68 256H66V252L68 250H66V247L68 246V243H66L65 240H67ZM206 239L209 238V243H208V249L206 250L207 252L203 253H196L193 250H190L188 248H185L183 245H186V243L188 242H195L198 243L201 241H204ZM6 239V240H5ZM70 239H68L67 241H69ZM204 239V240H203ZM65 241V243H64ZM248 241V239H247ZM1 244L2 241L0 242ZM76 243V244H77ZM194 243V244H195ZM245 243L247 245H245ZM67 244V246L65 247V245ZM78 244V245H79ZM190 244V243H188ZM97 251H95L94 249L93 252L91 250L92 246H97ZM192 245V244H191ZM244 245V246H243ZM4 246V244H3ZM32 246V247H30ZM79 247V246H78ZM194 247V246H193ZM198 247V246H196ZM11 248V249H10ZM192 248V247H191ZM24 249V248H23ZM25 249L24 252H22L23 254L25 252H27V250ZM69 249V248H67ZM81 250V248H79ZM84 249V250H85ZM198 249V248H197ZM4 250V251H3ZM91 250V251H90ZM70 251V250H69ZM83 251V250H82ZM73 254H75L77 252V248L76 251H72ZM150 252H152V255L149 254ZM21 253V254H22ZM68 253V252H67ZM70 253V252H69ZM78 253L81 254V252L79 251ZM83 253V252H82ZM13 254V252H12ZM18 254V255H21ZM22 254V255H23ZM77 254V253H76ZM79 254V255H80ZM149 254V255H148ZM27 255V256H28ZM53 255H56L53 257ZM72 255V253H71ZM148 255V256H147ZM23 256H26L25 254ZM21 256V258L23 257ZM52 256V258H51ZM150 256V257H149ZM50 257V258H48ZM70 257V260L68 258ZM16 258H18V261H15ZM36 258H39L36 259ZM42 258V259H41ZM56 262H55V259ZM73 258V259H71ZM75 258V259H74ZM220 258V259H219ZM54 259V261H53ZM68 259V260H67ZM22 260V259H21ZM38 260V261H37ZM49 260H51L49 262ZM220 260V261H219ZM48 261V263H47ZM58 261V262H57ZM29 262V263H26ZM147 264V263H146Z\"/></svg>", "mask_w": 264, "mask_h": 264}, {"label": "rangeland", "instance_id": "2", "mask_svg": "<svg viewBox=\"0 0 264 264\" xmlns=\"http://www.w3.org/2000/svg\"><path fill=\"white\" fill-rule=\"evenodd\" d=\"M5 1V2H3ZM31 1V2H30ZM0 0V23H8L10 22L9 20L11 19L10 17V14L13 13L14 10L13 8L15 9H22V10H30L32 9L33 7H35L34 5H38V4H41L43 2H39V0H36L38 2H36L35 0ZM34 1V2H32ZM40 1H47V0H40ZM158 1V2H157ZM163 1V0H161ZM166 1V0H165ZM182 1H185V3L189 2L188 0H182ZM181 0L178 1V0H168L167 2L168 3H162L160 2L159 0H149L148 2L149 3H144L143 6H140V10H144V9H147L146 11L142 12L145 14H147V11H148V7L150 8L149 9V12H151L150 10H153L152 13H154V17H150L149 18V21L150 23H148L146 25V14L144 15H140L137 17H135V20L132 19L130 16L131 19H128V17H126L128 19V21L126 22V20L124 21L126 23H123L124 25L120 24V22H115V21H112V19L110 17H106L107 18L106 20L104 19V16L103 15H106V14H102V12L100 11H97V8L96 9H93V10H96V13H94L95 11H91L90 13L89 12H86L88 15H86L85 13H76L74 14L73 16H71L72 18H75L77 19L78 17L81 18L83 17L84 21H77L78 23L76 24V20H73L70 21V19H72L71 17H69L70 19L67 20V22L70 23V25L72 24H76L77 26L75 27L73 25L72 26H69V28H67L68 26L66 25H69L66 24V30L65 28H63L62 26L59 28V29H62L63 30H60L63 34V31L65 30L67 33L69 31V34H71L73 31H76V32H73L72 34L74 35L75 33L79 34L81 33V35L79 37H81L83 40L85 38V41H89L88 39L86 38H89V39H95L97 38L96 42L94 40V44L97 43L96 46H94L93 44H91L90 41L88 44V46L86 45V47H84V49L88 48L87 50L90 52L91 48L90 47L91 45L94 46V47H98L96 48V50H98L96 53L98 54V52L100 51V59L97 58V62L95 60H91L92 58H94V55L90 56V55H87L89 56V58H87L88 60H86V56H82L80 57L79 59L82 61L83 57H85L81 63H84L86 64V62H89L88 64V67H86L85 65L82 64V68H85L83 71L79 70V67L77 64H80L78 63V60L76 61L77 64L75 65L74 63L76 62H73L72 64L70 63L71 61H69L70 65L74 66V68L71 66L69 67V63H66V62H62V60L58 59L59 63H61V65L63 67L60 66L59 63H57L58 61L55 59V68H53V72H51V69L50 68H44L42 67L43 69H41V66L40 68H38L39 70H36V71H29V73L31 72V76H34L33 79V82L31 83L30 85V89L32 90L33 87V90H32V93L29 95H23L22 94L20 96H17V97H14L13 99L16 101H5V102H8L7 104H4L5 102H2L4 106H6L8 108V106L10 107V105L8 104H13V103H21V105L18 106L13 104L12 106H16V107H13L11 109H7L6 110V107L4 108L5 111H2L0 110V113L4 114V116H7L6 114L10 113V118L12 119H15L14 122H12L11 120L10 123H15V124H24L22 127V131H24V126L26 127V131L31 129V133H29L28 135L29 138H28V141L25 142L26 145H24L25 143L23 142H20V141H15L17 139L14 140V138H16V135L19 134V133H14L13 136L11 137H14L13 140H14V144L13 143H10L14 146H11V145H7L8 148H4L6 147V145L4 144H0L2 146H0V153L2 155V157L0 156V239L3 238H9V240L11 239L10 243L9 244V240L5 239L7 243H5V241L3 242V240H0V242L2 241V243L4 244H1L0 243V247H5V245L9 244V246L11 245V248H12V252H9V249L8 252L11 253V255L8 253V252H2V247H1V252L3 254H9L10 257L9 258H13L15 259V257H19V261H24L25 259H27L29 261V259H34L35 257H30L27 253L29 252L27 249H30L27 246H24V239L27 237V235L29 234L28 231H30V229H34L36 226L38 225H41V224H44V222H46V220L50 221L51 220V215H52V212H54V209L56 208V197L52 194V197L51 195L49 194L50 191H49V186H51V184L56 181L57 179H59L60 177L62 176H65V174H70V173H73V174H77V176H79L81 173H77L79 172V170H82V169H85L87 168L88 166H93L94 163H96L98 161V158H99V155H101L100 153L106 148V147H110V146H116V145H119V144H124V148H127V149H130L131 151H135L137 154H139V156H141L140 158L142 159L143 158V155L145 156V153L148 154V151L150 152H154L153 154H151L149 152V154H151V161H147L148 164H141V166H144L146 167V169H144L143 167L141 166H136L135 170H133L130 166L129 167H126L125 169H123L122 171L120 170V168L117 170L118 172L115 174V178L116 180L119 181V179H122V182L125 181V179L127 178H131L132 176L133 177H136V176H140V174H142L141 172H153L154 170L157 169L158 165L160 166L161 164H164L163 162L165 163H171V162H174V161H178V159L180 160L184 154H187L189 153L190 151H196L198 150L199 146L201 145V147H203L202 145H207L208 143H210V141L214 142V140H216L217 138L219 137H222L224 136L225 137V140L227 142L230 141V139H232L234 136H232L231 138V135H233L235 132L234 130H236L237 128L241 127L242 129L243 128H246L250 123H255L257 122V124H264L263 123V119H261V117H258L257 115V112H259L260 114L263 112V108L264 106H260V105H257L255 103L254 100H256V102H259V97L260 95H263V98H264V74H262V72L260 73L259 71H261L260 69L256 71L254 67H256L255 65L253 66V63H256L258 61L259 58L263 57L262 55H264V33H262L264 31V29L262 28V25L264 27V9L263 8V4H264V0H256L258 2H256L255 0H246V1H243V2H246V4H243L241 3V5H235L233 4V2L231 0H222V1H218V4H216L214 2L213 4V1L211 0H192V1H195L190 3V7L187 6L185 7L186 4H182ZM199 1V2H198ZM210 1V2H209ZM253 1V2H252ZM254 1L259 5H256V3L254 4ZM21 2V3H20ZM28 4L26 6V3ZM153 2V3H152ZM164 2V1H163ZM197 2V3H196ZM212 2V3H211ZM231 2V3H230ZM251 4H249V3ZM20 3V4H19ZM24 5H23V4ZM38 3V4H37ZM223 3V4H222ZM230 3V5L228 4ZM260 3V4H259ZM3 4V5H2ZM5 4V5H4ZM15 4V5H14ZM33 4V6H32ZM162 6H161V5ZM178 4V6H177ZM183 5V6H180V5ZM254 4V5H253ZM262 4V5H261ZM18 7H17V6ZM21 5V7H20ZM142 5V4H141ZM144 5H146L145 7L147 8H144ZM175 5V6H174ZM194 5V6H193ZM221 5V6H219ZM228 5V6H226ZM231 5H235V6H231ZM253 5V6H252ZM256 5V6H255ZM13 6V8H12ZM25 7L22 8V7ZM31 6V7H30ZM173 6V7H172ZM177 6V7H176ZM258 6V7H257ZM143 7V8H142ZM184 7V8H183ZM189 7V8H188ZM215 7V8H214ZM238 7V8H237ZM28 8V9H27ZM30 8V9H29ZM176 11H174L175 9ZM181 10V8H183L182 10L188 12L186 13L185 11L182 12V10L180 11L179 9ZM222 8H224V10L227 11L228 13V16L226 15L227 13L225 14H222L220 13L222 10ZM248 8V9H247ZM257 8V9H256ZM260 8V9H258ZM84 9V8H83ZM86 9V8H85ZM173 9V10H172ZM219 9V13H217V10ZM79 10V9H78ZM81 10V9H80ZM86 10H91L90 8L89 9H86ZM99 10H103V9H99ZM169 10V11H167ZM170 10H171V13H170ZM192 11L191 15L189 16L190 12ZM240 11V12H237V11ZM254 10V11H253ZM180 11V12H179ZM204 11V12H203ZM225 11V12H226ZM161 12H163V14H165L164 16H168L170 19L171 22H166L164 23V25L166 26V28L168 29H165L162 24V22L160 21H157L160 16H163V14H161ZM181 12L183 13L182 16H181ZM214 12V14H212ZM152 13H150V16L152 15ZM160 13V16H158L157 14ZM170 13V14H169ZM175 13V14H174ZM185 13V15H184ZM201 13V14H200ZM98 14H101L103 16V18H101V16L99 15L97 17ZM194 14V15H192ZM199 15L200 18L198 19V16L196 15ZM203 14V15H202ZM261 14V15H260ZM12 15V14H11ZM81 15V17L79 16ZM109 16H111L110 14H108ZM188 15V16H187ZM202 15V16H201ZM223 15V16H222ZM230 15V17H229ZM87 16V17H86ZM93 16V17H92ZM136 16V15H135ZM141 16H143L141 18ZM145 16V18H144ZM158 16V17H157ZM206 16V17H205ZM219 16V17H218ZM231 16H233L232 20L231 19ZM140 17V19H139ZM174 18V20H177V22H173L174 20H172ZM204 17V18H203ZM209 17V18H208ZM218 17V18H217ZM246 17V19H245ZM99 18V19H98ZM197 18V19H196ZM256 18V19H255ZM103 19L104 22H101V20ZM137 19V20H136ZM144 19L146 20V22L144 21ZM151 19V20H150ZM156 20V21H153V20ZM220 20L221 22L223 21H231L233 22V25L235 23L236 26L234 27H237L239 26L240 29H244V32H243V29L241 31V33L238 31V34H241V35H236L234 32L236 31H233L232 33H230V30L231 29H224V30H218V29H215L213 27L214 23L215 22H218V20ZM229 19V20H227ZM7 20V21H6ZM82 20V18L80 19ZM93 20H96V22L94 21L93 25H92V21ZM130 21L133 20L136 21L137 23H133L132 24H129ZM98 21V22H97ZM109 23V24H104V23ZM148 21V22H149ZM152 21V22H151ZM198 21V22H197ZM205 21V22H203ZM219 21V22H220ZM72 22V23H71ZM79 22L80 24L85 23V25L83 24L82 25H79ZM90 22V23H89ZM99 22H101L100 24H98ZM129 22V23H128ZM144 22V23H143ZM156 22V23H155ZM162 25H159V23ZM200 22V23H199ZM208 22V23H207ZM226 22V23H227ZM237 22V23H236ZM263 24H262V23ZM103 23V24H102ZM122 23V22H121ZM158 23L157 25V28H156V24ZM195 23V24H194ZM204 25L206 24V30L204 29V31L201 33V32H195V31H191V28L193 26H196V25H199V24H203ZM246 23V24H245ZM97 24V26H96ZM118 24H120L118 26ZM128 24V25H127ZM177 27H176V25ZM229 24V22H228ZM232 24V23H231ZM239 24V25H238ZM242 24V25H241ZM259 24V25H258ZM261 24V25H260ZM87 25V26H86ZM91 25V26H90ZM95 25V26H94ZM144 25V26H143ZM169 25V26H167ZM183 25V26H182ZM191 25V26H189ZM258 25V26H257ZM64 26V27H65ZM241 26H243L241 28ZM249 26V27H248ZM261 26V27H260ZM59 27V26H58ZM78 27V28H77ZM92 27V28H90ZM132 27V28H131ZM161 27H163L165 30H168V31H172V29L175 31L179 30V31H183V33H186L185 31L187 30V28L190 29L189 33L191 34H183V36H180L178 35L177 37H173V36H168L166 37V41L169 40V38H174L172 39L171 41H168L166 43H158L155 41L156 37V33H158L159 29H162ZM174 27V28H173ZM183 27V28H182ZM238 27V28H239ZM53 28V27H52ZM75 28V29H74ZM77 28V29H76ZM90 28V29H89ZM159 28V29H158ZM169 28H171L169 30ZM237 28V29H238ZM258 28V29H257ZM58 29V28H57ZM56 28L54 29L55 31L57 30ZM71 29V30H70ZM80 29V30H79ZM92 29V30H91ZM132 29V30H131ZM157 31H156V30ZM163 29V30H164ZM69 30V31H68ZM73 30V31H72ZM88 30V31H87ZM128 30V31H126ZM234 30V29H233ZM236 30V29H235ZM250 30V31H249ZM252 30V31H251ZM59 31V30H58ZM78 31V32H77ZM80 31V32H79ZM227 31V32H225ZM232 31V30H231ZM49 32V31H47ZM47 32H42L43 33V36H45V34H47ZM65 32V34H66ZM130 32V33H129ZM178 32V31H177ZM194 32V33H193ZM212 32V33H210ZM221 32V33H220ZM252 32V33H251ZM41 33V34H42ZM45 33V34H44ZM60 33V32H59ZM115 33V34H114ZM134 33V34H132ZM137 33V34H136ZM141 33V34H140ZM180 33V32H179ZM178 33V34H179ZM219 33V35H218ZM234 33L235 37L233 36L230 37V35H232ZM49 34H52L51 31ZM57 34V31L54 35ZM64 34V35H65ZM71 34V35H72ZM95 34V35H94ZM143 34V35H142ZM147 34V35H146ZM181 34V33H180ZM209 34V35H208ZM252 34V35H251ZM53 34L51 36H54ZM67 35V34H66ZM65 35V36H66ZM71 35H67V36H71ZM187 35V38L185 37ZM190 35V36H189ZM226 37H224V36ZM255 35V36H254ZM42 36V35H40ZM47 36V35H46ZM59 35H56L54 36L53 38L56 39L59 38L58 37ZM142 36V37H141ZM144 36V38H143ZM176 36V35H175ZM252 36V38H254L252 40V38H250ZM64 37V36H63ZM62 38L59 39V42L61 44L62 41H60L61 39L64 40ZM84 37V38H83ZM100 37V38H99ZM105 37V38H104ZM194 37V39H192ZM223 37V38H222ZM242 37V38H241ZM250 39H249V38ZM23 39L25 38L24 36L22 37ZM68 38V37H67ZM133 38L135 39L133 41ZM197 38V39H196ZM219 38V39H218ZM226 41H225V39ZM229 38V39H228ZM248 38V39H247ZM168 39V40H167ZM184 39H186V41H184ZM189 39V40H188ZM234 39V40H233ZM243 39V40H241ZM260 39V40H259ZM57 40V39H56ZM55 40V41H56ZM116 40V42H115ZM122 40V41H121ZM124 40V41H123ZM178 40V41H177ZM219 40V41H217ZM231 40V41H230ZM239 40V41H238ZM257 40V41H256ZM98 41V42H97ZM104 41V42H103ZM181 43H180V42ZM184 41V42H183ZM193 41V42H192ZM230 41V47L228 46V43ZM249 41V43H248ZM255 41V42H254ZM260 41H262V45L261 46V43ZM57 42V41H56ZM67 42V41H66ZM65 42V43H66ZM83 42V41H82ZM219 42V43H218ZM253 42V43H252ZM64 43V42H63ZM62 43V44H63ZM84 43V42H83ZM104 43V45H103ZM108 43V44H107ZM155 43V44H154ZM158 43V44H157ZM188 43V44H187ZM191 43V44H190ZM208 43V45H207ZM209 43H210V46H209ZM243 43V44H242ZM251 44V45H248V48H247V44ZM39 45L43 44V43H38ZM45 44V43H44ZM59 44V45H60ZM101 44V45H100ZM112 44V45H111ZM151 44V45H150ZM160 44H161V47H160ZM167 44V45H166ZM172 44V45H171ZM198 46H196V45ZM214 44V45H213ZM224 44L223 46V49L222 48V45ZM236 44V46H235ZM58 45V46H59ZM66 45V44H65ZM132 45V46H130ZM156 45V46H155ZM185 45V46H184ZM190 48H188V46ZM200 45H201V49H200ZM203 45V47H202ZM234 45V46H233ZM45 47H47V45H43ZM103 46V47H101ZM143 46V48H142ZM148 46V47H147ZM149 46H154L152 52H150L151 50L149 48ZM186 47L188 48V50L185 48L183 49L182 47ZM216 48H214V47ZM227 46V47H226ZM260 46V47H259ZM36 47H38V45H36ZM42 47V46H40ZM61 45L59 46V49L61 50ZM64 47V45H63ZM100 47V48H99ZM135 47V48H134ZM137 47V48H136ZM199 47V48H197ZM207 47V48H206ZM221 47V48H220ZM231 48V49H228ZM247 49H246V48ZM80 48V47H78ZM214 48V49H213ZM261 48V50L259 49ZM101 49V50H100ZM114 50V52H117L116 54L119 55L120 54H123L124 55V58L126 57L127 60L128 59V56L130 58V60H132L133 58L131 57H134L133 56V53L135 52L134 50L136 49V51L138 49H143V53H147L146 55H143V53H141L142 56H140L137 60H132L133 62L132 63H129L127 62V64L123 61V64L125 65H121L119 63H117V65L114 63V61H109V60H105L104 58H102V55H103V52L107 51V50ZM129 49V50H128ZM152 49V48H151ZM182 49V50H181ZM194 49V50H193ZM217 49V50H216ZM240 49V50H238ZM263 49V50H262ZM40 50V49H39ZM38 50V51H39ZM47 50V48H46ZM81 50H83L81 48ZM126 50V51H125ZM128 50V51H127ZM146 50H148V52H146ZM150 50V51H149ZM209 50V52H208ZM220 50V51H219ZM234 50V51H233ZM235 50H238L237 52ZM260 50V51H259ZM43 51H44V48H43ZM53 51V50H52ZM56 51V50H55ZM58 51V50H57ZM93 51H95L93 49ZM93 51H91L90 53H92ZM134 51V52H132ZM156 51V52H155ZM199 51V52H198ZM207 51V52H206ZM212 51V52H210ZM231 53H230V52ZM233 51V52H232ZM252 51V52H251ZM259 51V53H258ZM263 52V53H260V52ZM40 52V51H39ZM87 52V51H86ZM85 52V53H86ZM87 52V53H89ZM180 52V53H179ZM194 52H196L194 54ZM204 52V53H203ZM217 52H220L221 54L217 53ZM223 52V53H222ZM228 52V53H227ZM251 54H250V53ZM83 54H85L83 51H82ZM89 53V54H90ZM94 53V52H93ZM92 53V54H93ZM153 53V54H152ZM162 53V54H161ZM178 53V54H177ZM208 53V54H206ZM216 53V54H215ZM230 53V55H229ZM253 53H256L255 54V57L256 55L259 56L256 57L257 58V61L255 62L254 60L256 58H254V54ZM127 54V55H126ZM212 54V55H211ZM243 54V55H241ZM262 54V55H261ZM126 55V56H125ZM189 55V56H188ZM199 55V56H197ZM209 55H211V58L209 57ZM224 55V57H223ZM121 56V55H120ZM159 56V57H158ZM202 57V59L200 60V58ZM215 56V57H214ZM237 56V57H236ZM243 56H244V61L242 60L243 59ZM154 57V59H153ZM223 57V58H222ZM239 57V58H238ZM250 57V58H249ZM123 58V59H124ZM186 58V59H185ZM190 58V60H189ZM212 58H215V59H212ZM226 58V59H225ZM228 58V59H227ZM153 59V61H152ZM222 59V60H221ZM234 59V60H233ZM235 59H236V62H235ZM250 59L252 60V62L250 61ZM129 60V61H130ZM155 60V61H154ZM215 60V64L213 65V61ZM218 60V61H217ZM241 60V61H240ZM249 60V61H248ZM183 61V62H182ZM206 61V62H205ZM220 61V62H219ZM96 62V63H95ZM105 62V63H104ZM111 62V63H110ZM146 62V63H145ZM164 62V63H163ZM212 62V63H211ZM239 62V63H238ZM53 63V62H52ZM66 63V65H64ZM94 63V65H93ZM107 63V64H106ZM130 64V67L128 66ZM189 63V64H188ZM223 63V64H222ZM226 63V64H225ZM235 63V64H234ZM237 63V65H236ZM252 63V64H251ZM258 63V62H257ZM35 64V63H34ZM67 64L69 66H67ZM86 64V65H87ZM111 64V65H110ZM113 64V66H112ZM119 64V65H118ZM143 64V65H142ZM157 64V65H156ZM159 64V65H158ZM181 64V65H180ZM198 64V66H197ZM209 64V65H208ZM211 64V65H210ZM93 65V66H92ZM103 67H102V66ZM107 65V67H106ZM178 65V66H177ZM188 65V66H187ZM204 65V66H203ZM213 65V66H212ZM251 65V66H250ZM257 65V64H256ZM37 66V64H36ZM35 66V67H36ZM38 66V67H39ZM66 66V67H64ZM91 66V67H90ZM109 66V67H108ZM111 66V67H110ZM135 66V67H134ZM191 66V67H189ZM208 66V67H207ZM212 66V70H211V67ZM247 66V67H245ZM34 67V66H33ZM48 67V66H47ZM50 67V65H49ZM53 66L51 65V68ZM59 67V68H58ZM61 67V69H60ZM68 67V68H67ZM113 67V68H112ZM116 67H118L117 69H115ZM129 67V68H128ZM142 67V68H141ZM181 67V68H180ZM207 67V68H206ZM214 67V68H213ZM250 67V68H249ZM253 67V68H252ZM62 68H64L65 71H67L68 69V75L66 78L62 77L64 76L65 74L61 73L60 74V77H62V81L60 83V79H58L57 77H59L58 75L56 74H59L60 72H63V71H60L62 70ZM69 68L71 70H69ZM73 68V69H72ZM101 68V70L103 69V71H107L108 73L105 74L103 71L100 72L101 70H97V69ZM106 68H108L106 70ZM111 68V69H110ZM135 68V69H134ZM161 68V69H160ZM178 68V69H177ZM191 68V69H190ZM222 68V69H221ZM243 68V69H242ZM245 68V69H244ZM252 68V69H251ZM55 69V70H54ZM60 69V70H59ZM115 69V70H114ZM126 69V70H125ZM139 71H138V70ZM187 69V70H186ZM209 69V70H208ZM226 69H229L226 70ZM248 69V70H247ZM41 70V71H40ZM58 70V72H57ZM81 71L80 74H78V72L76 71ZM109 70V71H108ZM175 70V71H174ZM190 70V71H189ZM211 70V71H210ZM237 70V71H235ZM40 71V72H39ZM64 71V72H65ZM73 71V73H72ZM127 71V72H126ZM174 71V72H173ZM209 71V72H208ZM213 71V72H212ZM258 71V73H256ZM264 71V70H263ZM23 72L25 71H19L17 73L18 77L16 78V80L14 79V82L15 83H20L21 86L25 85V84H28V82L30 83L32 80L29 79L30 81H26L28 80V72L27 74L25 73L23 75ZM39 72V73H38ZM51 72V73H50ZM84 72V73H82ZM100 72V73H99ZM117 72V73H116ZM204 72V73H203ZM212 75H211V73ZM224 72V73H223ZM21 73V74H20ZM37 73V74H35ZM44 73V74H43ZM50 73V74H49ZM71 73H72V77L74 76L75 77V74L78 76L75 77L76 80H79V84L78 86L77 85V81H76V85L73 84L74 82L71 81L72 78H70V84L66 81L65 79L69 78V76H71ZM99 73V74H98ZM104 73V74H102ZM128 73V74H127ZM20 74V75H19ZM39 74V75H38ZM47 74V76H46ZM126 74V75H124ZM194 74V75H193ZM254 74V75H253ZM262 74V75H261ZM16 75V73H15ZM100 77H99V76ZM197 75V76H196ZM202 75V76H201ZM214 75V76H213ZM256 75V76H255ZM51 76V79L48 80V78ZM66 76V75H65ZM96 76V77H95ZM114 76H115V79H114ZM129 76V77H128ZM182 76V77H181ZM207 76V77H206ZM209 76V77H208ZM256 78H254V77ZM37 79H36V78ZM73 77V78H74ZM81 77V78H79ZM93 77V78H92ZM205 77V78H204ZM239 77V78H238ZM244 77V78H243ZM46 78V79H45ZM97 78V80H96ZM108 80H107V79ZM111 78V79H110ZM113 78V79H112ZM155 78V79H154ZM188 78V80H187ZM207 78V79H206ZM213 78V79H212ZM224 78V79H223ZM238 78V79H237ZM261 78V79H259ZM57 79V80H56ZM63 79H64V82H63ZM74 79V80H75ZM99 79H101L100 82ZM135 79V80H134ZM204 79V80H203ZM47 80H48V83H47ZM86 80L87 82L89 83H86ZM90 80V81H89ZM21 81V82H20ZM37 81V83H36ZM42 81V83H41ZM50 81V82H49ZM95 81V83H94ZM193 81V82H192ZM248 81V82H247ZM26 82V83H25ZM40 82V83H39ZM73 82V83H72ZM86 83L84 85V83ZM97 82V83H96ZM112 82V83H111ZM124 82V83H123ZM134 82V83H133ZM157 82V83H156ZM247 82V83H246ZM8 83V82H7ZM10 83V82H9ZM36 83V84H35ZM54 83V84H53ZM58 83L62 84V85H59L58 87ZM64 83H66L68 85V89H65L67 87L64 86ZM72 83V85H71ZM83 83V84H82ZM92 83V84H91ZM102 86H100V84ZM262 83V84H260ZM5 83H3L4 85ZM14 84V83H12ZM32 84H34L35 86H33ZM40 84V85H38ZM49 84V86H51V90L49 89L50 87L47 85ZM51 84V85H50ZM53 84V85H52ZM65 84V85H66ZM82 84V85H81ZM95 84V86H94ZM152 84V85H151ZM213 84V85H212ZM1 85L2 87L6 88L7 86V89L11 88V87H8L9 84H5L4 86ZM11 85V83H10ZM9 85V86H10ZM45 85H47L45 87ZM58 87L55 89V86ZM71 85V86H70ZM80 85V87H79ZM88 85V86H87ZM133 85V86H132ZM175 85V86H174ZM199 88H198V86ZM202 85V86H201ZM211 85V86H210ZM15 86V84H14ZM13 86V87H14ZM44 86V87H43ZM53 86V87H52ZM158 86V87H156ZM206 86V87H205ZM42 87V88H41ZM48 87V88H47ZM61 87V88H60ZM73 87H75L74 89H72ZM79 87V88H78ZM96 87V89H95ZM103 87V88H102ZM204 87V88H203ZM233 87V88H232ZM249 87V88H248ZM54 88V89H52ZM78 88V89H77ZM127 88V89H126ZM58 89V90H57ZM63 89V90H62ZM76 89L78 90L77 93H76ZM184 89V90H183ZM209 89V90H208ZM37 92H35V91ZM130 90V91H129ZM140 90V91H139ZM150 90V91H149ZM254 90V91H253ZM261 90V91H260ZM263 90V91H262ZM40 91V92H39ZM44 91V92H43ZM75 91V93L73 92ZM86 91V94L84 95L83 92ZM93 91V92H92ZM126 91V93H125ZM193 91V92H191ZM211 91V92H210ZM248 91V92H247ZM56 92V93H55ZM59 92V93H58ZM71 92L73 94H71ZM91 92L92 94L94 95H91ZM150 92V93H149ZM178 92V93H177ZM238 92V93H236ZM243 92V93H242ZM256 92V93H255ZM45 93V94H44ZM49 95H47V94ZM97 93V94H96ZM235 93V94H234ZM246 93V94H245ZM133 94V95H132ZM178 94V95H177ZM196 94V95H195ZM34 95L36 96V98L34 97ZM38 95L40 96H43L42 99L41 97H37ZM65 95H68V96H65ZM84 95V96H83ZM87 95V96H86ZM125 95V96H124ZM140 95V96H139ZM152 95V96H151ZM238 95V96H237ZM26 96H28L26 98ZM33 96V97H32ZM56 96V97H55ZM72 96V97H70ZM76 96V97H75ZM78 96V97H77ZM82 96V97H81ZM92 98H91V97ZM156 96V97H155ZM182 98H181V97ZM194 96V97H192ZM46 97V98H45ZM55 98V99H54ZM68 100H67V99ZM70 98H72V100L74 99V102H72L71 100H69ZM77 98V99H76ZM147 98V99H146ZM167 98V99H166ZM170 98V99H169ZM181 98V99H180ZM203 98V99H202ZM247 98V99H246ZM258 100H257V99ZM262 98V97H260ZM28 99V100H27ZM32 100V102L34 101L33 99H35L34 103L36 102V104H39V105H36L37 107L40 106V103L36 100H39L41 99V102L44 101V102H47L48 103V108L46 109V111H29L27 109H25V104H29L30 102H28L29 100ZM54 99V100H53ZM76 99V100H75ZM97 99V100H96ZM140 99V100H139ZM225 99V100H224ZM25 100H27V102H25ZM30 100V101H31ZM49 100V101H48ZM53 100V101H52ZM71 101V103H73V105L75 106H70L69 108L66 106L68 103L64 104L65 106H63V104H59V103H64V102H67V101ZM90 100V101H88ZM114 100V101H113ZM127 100V101H126ZM183 100V101H182ZM228 100V101H227ZM235 100V101H234ZM237 100V102H236ZM242 100V101H241ZM263 102H264V99H262ZM260 100V101H262ZM23 103H22V102ZM64 101V102H62ZM87 101V102H86ZM203 101V102H202ZM254 101V103H253ZM31 102V103H32ZM58 102V103H57ZM102 102V103H101ZM119 102V103H118ZM148 102V103H147ZM220 102V103H219ZM262 102V103H263ZM1 103V102H0ZM25 103V104H24ZM45 103V104H47ZM57 103V104H56ZM75 103V104H74ZM139 103V104H138ZM156 103V104H155ZM161 103V104H160ZM165 103V104H164ZM175 103V104H174ZM210 103V104H209ZM231 103V104H230ZM241 103V104H240ZM253 103V104H252ZM24 104V105H22ZM85 104V105H84ZM125 104V105H124ZM187 104V105H186ZM8 105V106H7ZM63 106V107H62ZM118 106V107H117ZM127 106V107H126ZM153 106V107H152ZM206 106V107H205ZM219 106H221L219 108ZM227 106V107H226ZM253 106V107H252ZM87 107V108H86ZM92 107V108H91ZM208 107V108H207ZM215 107V108H214ZM239 107V108H238ZM243 109H242V108ZM261 107V109H259ZM263 107V108H262ZM45 108H46V105H45ZM51 108V109H50ZM63 108H65V110H62ZM79 108V109H78ZM151 108V109H150ZM164 108V109H163ZM206 108V109H205ZM214 108V109H212ZM247 108V109H246ZM255 110H254V109ZM3 109V110H4ZM15 109V110H14ZM19 110L20 109V112L19 111H16V110ZM61 109V110H60ZM77 109V110H76ZM219 109V111H218ZM241 109V110H240ZM57 112H56V111ZM68 112H67V111ZM132 110V111H131ZM197 110V111H196ZM203 110V111H202ZM207 110V111H206ZM243 110V111H242ZM251 113H249V111ZM257 110V112H256ZM261 110V111H260ZM11 111H16V112H11ZM24 111V112H23ZM27 111V112H26ZM60 111V112H59ZM61 111H62V114H61ZM65 111V112H64ZM86 111V113H85ZM225 111V112H224ZM19 112V114H18ZM118 112V113H116ZM176 112V113H175ZM203 112V113H202ZM205 112V114H204ZM16 115H15V114ZM27 113V114H26ZM35 113V115H34ZM37 113V114H36ZM57 113L61 114V115H57ZM127 113V114H126ZM157 115H156V114ZM182 113V114H181ZM188 113V114H187ZM207 113H209L207 115ZM212 113V114H211ZM45 116H44V115ZM63 114H65L63 116ZM75 116H74V115ZM81 114V115H80ZM122 114V115H121ZM128 114H132V115H128ZM178 114V115H177ZM203 114V115H202ZM211 114V115H210ZM238 114V115H237ZM242 114V115H241ZM253 114V115H252ZM255 114V115H254ZM259 114V116H260ZM16 117H15V116ZM40 115V116H39ZM48 115V116H47ZM78 115H80L78 117ZM166 115V116H165ZM221 117H218L220 116ZM241 115V116H240ZM246 115V116H245ZM29 119H28V117ZM39 116V117H38ZM50 116V117H49ZM55 116V117H54ZM66 116V117H65ZM82 116V117H81ZM130 117V122H129V117ZM131 116L133 117V119H131ZM143 116V117H142ZM149 116V117H148ZM152 116V117H150ZM182 116V117H180ZM204 116V117H203ZM205 116H207L208 118L204 119ZM215 119L217 122H214L215 120L212 121V119H210V117ZM238 116L237 119H234ZM244 118H243V117ZM257 116V119L259 118L260 121L257 119H255ZM264 116V114L262 115V117ZM38 118L39 120L35 121V122H30L32 118ZM52 117V118H51ZM84 117V118H83ZM184 117V118H183ZM203 117V119H201ZM232 117V118H231ZM241 117V118H240ZM246 117V119H245ZM253 117V118H252ZM7 118V117H6ZM9 118V117H8ZM21 118H27V119H21ZM119 118V119H118ZM143 118V119H142ZM146 118V119H144ZM190 118V119H189ZM220 118H222L220 120ZM229 118V119H228ZM240 118V119H239ZM249 118V119H248ZM63 119V120H62ZM79 119V120H78ZM102 119V120H101ZM117 119V120H116ZM135 119V120H134ZM157 122H156V120ZM251 119H252V122H251ZM256 121H255V120ZM29 120V121H28ZM42 120V121H41ZM83 120V121H82ZM101 120V121H100ZM190 120V121H189ZM206 120V122L204 121ZM210 120L211 123H208ZM220 120V121H219ZM227 120V121H226ZM231 120V121H230ZM236 120V121H234ZM244 120V121H243ZM246 120V121H245ZM16 121V122H15ZM51 121V122H50ZM74 121V122H73ZM107 121V122H106ZM143 121V122H142ZM162 123H161V122ZM208 121V122H207ZM223 121V122H222ZM241 121V122H240ZM249 121V122H248ZM28 122H30V124L28 125ZM38 122V123H37ZM69 122V124H68ZM89 122V123H88ZM114 124H113V123ZM123 124H121V123ZM133 122V123H131ZM150 124H148V123ZM152 122V123H151ZM156 122V123H155ZM172 122V123H171ZM237 122V123H236ZM240 122V124H239ZM243 122V123H242ZM244 122L247 124H244ZM259 122V123H258ZM262 122V123H261ZM27 123V125H26ZM37 123V124H36ZM40 123V126L38 125ZM53 123V124H52ZM55 123V124H54ZM88 123V124H87ZM111 123V124H110ZM117 123V124H116ZM128 123V125H127ZM144 123L146 126H147V131L148 133H153V135L149 134L150 136H154L155 139H150L148 137H145V136H142L143 133H147L146 129H145V125L142 124ZM155 123V125H154ZM200 123V124H198ZM206 123V124H205ZM217 123V124H216ZM221 123V124H219ZM225 123V124H224ZM19 124V125H20ZM51 124V125H50ZM79 124V125H78ZM86 124V126H85ZM95 124V125H94ZM113 124V125H112ZM204 124V126H202ZM209 124V125H208ZM212 124V125H211ZM213 124H216V125H213ZM229 124V126H228ZM238 124L240 126H238ZM244 124V126L242 125ZM18 125V126H19ZM38 125V126H37ZM134 125V126H133ZM141 125V127H140ZM144 125V126H143ZM157 125V126H156ZM166 125V126H165ZM202 127H201V126ZM54 126V127H53ZM187 126V127H186ZM208 126V127H206ZM210 126H212L213 128L210 129ZM215 126V127H214ZM219 126V127H218ZM235 126V127H234ZM35 127V129L33 128ZM39 127V128H37ZM42 127V128H41ZM44 127V128H43ZM66 127V128H65ZM90 127V129L88 128ZM120 127V128H119ZM121 127H122V130H121ZM129 127V128H128ZM132 127V128H131ZM139 127V128H138ZM156 127V128H155ZM165 127V129H164ZM198 127V128H197ZM206 127V128H205ZM223 127V128H222ZM20 128H21V125H20ZM58 128V129H57ZM65 128V129H64ZM107 128H110L107 129ZM119 128V129H118ZM126 128V129H125ZM135 128V129H134ZM149 128V129H148ZM193 128V129H192ZM200 128V129H199ZM203 128V130H202ZM227 128V129H226ZM37 129V130H36ZM60 129V130H59ZM89 129V130H88ZM98 131H96V130ZM99 129V130H98ZM116 129H118L119 131H117ZM129 129V130H128ZM145 129V132L142 131ZM152 129V130H151ZM176 129V130H175ZM198 129V130H197ZM209 131H208V130ZM8 130V129H7ZM10 130V129H9ZM66 130V131H65ZM72 130V131H71ZM95 130V131H94ZM102 130V131H101ZM116 132L114 133L113 131ZM140 130V131H139ZM166 130V131H165ZM169 130V131H168ZM216 130V131H215ZM224 130V131H223ZM6 131V130H5ZM4 131V132H5ZM12 132V130H10ZM26 131H24L25 133H27ZM63 131V132H61ZM82 131V132H81ZM110 132L107 134V137H106V132ZM115 134V135H113ZM130 131V132H129ZM184 131V132H183ZM194 131V132H192ZM199 131V132H198ZM14 132V131H13ZM101 132L103 134H101ZM121 132V133H120ZM128 137H126L124 134ZM156 132V134H154ZM163 132H166V133H163ZM172 132V133H171ZM202 132V133H201ZM219 132V133H218ZM231 132V133H230ZM234 132V133H232ZM237 132V131H236ZM9 133V132H8ZM41 133V134H40ZM61 133V134H60ZM88 135L86 136L85 135ZM91 133V134H90ZM100 135H99V134ZM160 133V134H159ZM163 136H162V134ZM174 133V134H173ZM186 133V134H185ZM224 133V134H222ZM230 133V134H229ZM5 134V135H4ZM2 134L3 137L5 136V140L7 139H10V138H7L6 139V133ZM10 134V133H9ZM16 134V135H15ZM20 134H22L20 132ZM64 134V135H63ZM69 134V135H68ZM84 134V135H83ZM90 134V135H89ZM112 134V135H111ZM167 134V136H166ZM198 134V135H197ZM221 134V135H220ZM1 135V134H0ZM1 135V136H2ZM24 135V134H23ZM32 135V136H31ZM170 135V136H169ZM174 135V136H173ZM197 135V136H196ZM201 135V136H200ZM10 136V135H9ZM86 136V137H85ZM93 136L94 140H92L91 142L89 140H91V138L93 139ZM98 136V137H97ZM103 136L105 137V139L103 138ZM114 136V138L112 137ZM117 136V137H115ZM166 136L167 138L165 139ZM183 136V137H182ZM227 136V137H226ZM3 137H1L3 139ZM8 137V136H7ZM18 137V136H17ZM39 137V138H38ZM85 137V138H84ZM91 137V138H90ZM100 137V139H99ZM102 137V138H101ZM120 137H125L123 139H121ZM131 137V138H130ZM145 137V140L143 139ZM160 137V138H159ZM162 137V138H161ZM170 137V138H169ZM176 137V138H175ZM203 137V138H202ZM50 138V139H49ZM89 138V139H88ZM98 138V139H97ZM117 138V139H116ZM139 140H138V139ZM183 138V139H182ZM214 138V139H212ZM216 138V139H215ZM0 139V140H2ZM34 139V140H33ZM38 139V140H37ZM44 139V140H43ZM78 141H76V140ZM103 139V140H101ZM140 139H143L142 141ZM147 139V140H146ZM201 139V140H199ZM4 140V139H3ZM12 140V138H11ZM74 140V141H73ZM98 140V141H97ZM138 140V141H137ZM152 140V141H151ZM156 140V141H155ZM8 141V140H7ZM58 141V142H57ZM85 141V142H84ZM95 141V142H94ZM119 143H117V142ZM141 141V142H140ZM202 141V142H201ZM9 142V141H8ZM22 143L19 144V143ZM46 142V143H45ZM125 142V143H123ZM141 144H140V143ZM167 142V143H166ZM2 143H4L2 141ZM58 145H56V144ZM62 143V144H61ZM75 143V144H74ZM96 143V144H95ZM139 143V144H137ZM145 143V144H143ZM180 143V144H179ZM19 144V145H18ZM61 144V145H60ZM104 144V145H103ZM113 144V145H112ZM136 144V145H135ZM147 144H149L150 146H148ZM159 144V145H158ZM200 144V145H199ZM17 145V146H16ZM23 145H24V151H23ZM51 145V146H49ZM139 145V146H138ZM143 145V146H142ZM152 145V146H151ZM188 145V146H187ZM21 146V147H19ZM40 146V147H39ZM69 148H68V147ZM94 146V147H93ZM135 146V148H134ZM138 146V147H136ZM147 146V147H146ZM164 149H161L163 148ZM13 147V148H12ZM48 147V148H47ZM86 147V148H85ZM129 147V148H128ZM141 147V148H139ZM154 147V148H153ZM166 147V148H165ZM3 148V149H2ZM72 148V149H71ZM158 148V149H157ZM194 150H193V149ZM5 149V150H4ZM43 149V150H41ZM149 149V150H147ZM156 149H157V152H156ZM160 149V150H159ZM13 150V151H12ZM129 150V151H130ZM138 150V151H137ZM142 150V151H141ZM145 150V151H144ZM147 150V151H146ZM164 152H163V151ZM21 151V152H19ZM42 151V152H41ZM56 151V152H55ZM67 151V153H65ZM77 151V152H76ZM130 151V152H131ZM160 153H159V152ZM32 152V153H31ZM38 152V153H37ZM141 152V154H140ZM144 152V153H143ZM163 152V153H162ZM23 153V154H22ZM34 153V154H33ZM52 155H50V154ZM54 153V154H53ZM60 153V154H59ZM66 155L64 158L62 157L64 154ZM76 154L77 156V160L75 159L74 155ZM81 153H84L83 156H80ZM86 153V155H85ZM157 153V154H156ZM162 153V154H161ZM178 153V154H177ZM6 154V155H5ZM9 154H15V158L12 159V156H10V158L8 157ZM30 154V155H29ZM61 155L59 157V155ZM69 154V155H68ZM80 154V155H79ZM156 154V155H155ZM28 155H29V158H28ZM34 157H33V156ZM178 155V156H176ZM14 156V155H13ZM17 156V157H16ZM38 156V157H37ZM58 156V157H57ZM73 156V157H72ZM156 157V158H153ZM158 156V157H157ZM161 156V157H160ZM49 157V159H47ZM57 157V159H56ZM67 157V158H66ZM37 158V159H36ZM53 158V159H52ZM59 158V160H58ZM74 158V159H73ZM72 159V160H71ZM93 159V160H92ZM161 159V160H160ZM14 160V161H13ZM16 160V161H15ZM52 160V162H51ZM56 160V161H55ZM62 160V161H61ZM84 160V161H83ZM139 160V159H138ZM137 160V161H138ZM47 161V162H46ZM56 163H55V162ZM61 161V162H60ZM69 161V162H68ZM81 163H80V162ZM23 162V163H22ZM60 162V164L58 163ZM142 162V160L140 161ZM21 163V164H20ZM25 163V164H24ZM49 163V164H47ZM56 164V165H59L58 169H56V165H52V167H54L55 170H52L50 164ZM86 163V164H85ZM146 163V162H145ZM81 164V165H80ZM84 164V165H83ZM156 164V165H155ZM158 164V165H157ZM33 165V166H32ZM88 165V166H87ZM137 165H140L139 162ZM148 165V166H147ZM151 167H150V166ZM156 166L153 167V166ZM6 166H9V167H6ZM37 166V168H36ZM45 168H44V167ZM46 166H50V167H47ZM29 167V168H28ZM4 168V169H3ZM66 168V169H65ZM20 169V170H19ZM27 169V170H26ZM48 169H51L50 173L49 172H46V170L48 171ZM45 170V171H44ZM143 170V171H142ZM146 170V171H144ZM23 171V173H22ZM39 171V172H38ZM121 171V172H120ZM138 171L140 173H138ZM29 172V173H27ZM45 172V173H44ZM31 173V174H30ZM44 173V174H43ZM24 174V175H23ZM144 175V174H143ZM11 176V177H10ZM33 176V177H32ZM36 176V177H35ZM17 177V178H16ZM43 177V178H42ZM171 178V179H170ZM169 180H171L170 182L172 184H170L169 182V185L170 187L173 189L175 187L173 186H176L175 182H172V177H170ZM27 179V180H26ZM20 180V181H19ZM168 180V181H169ZM15 182V183H14ZM6 183V184H5ZM38 183V184H37ZM32 184V185H31ZM173 185V186H171ZM38 186V187H37ZM41 189H40V188ZM127 187V186H126ZM22 189V190H21ZM124 189V188H122ZM128 189V188H127ZM27 190V191H26ZM255 190V189H254ZM10 193V194H9ZM257 193V191H256ZM32 194V195H31ZM43 194V195H42ZM50 195V197H49ZM12 196V197H11ZM18 196V197H17ZM21 196V197H20ZM35 198H34V197ZM48 197V198H47ZM27 198V199H26ZM32 198V199H31ZM189 197H187L186 199H188ZM16 199V200H15ZM25 199L27 200L25 202ZM45 201H43V200ZM50 199V200H49ZM193 198L188 199V200H184L183 199V202L184 203H180V206H189V204H193L195 203L194 199L192 200ZM3 200V201H2ZM19 200V201H17ZM196 200V199H195ZM17 201V202H16ZM29 201V203H28ZM41 201V202H40ZM191 201V203H189ZM193 201V202H192ZM32 202V203H31ZM47 202V203H46ZM187 202V203H186ZM6 203V204H5ZM17 203V204H16ZM39 203V204H38ZM42 205H41V204ZM44 203V205H43ZM13 206H12V205ZM184 204V205H183ZM194 205V204H193ZM244 205V206H243ZM248 204H242V205H239V211L242 212V208L241 206L244 208L243 211H247L251 206H247ZM16 207V208H14ZM246 207V208H245ZM253 207V205H252ZM2 208V209H1ZM128 210V208H125ZM154 209H156V207H153L152 211L154 212ZM168 209V208H167ZM253 209V208H251ZM4 210V211H3ZM3 211V212H2ZM249 211V210H248ZM252 211V210H251ZM124 212V213H123ZM127 212V213H126ZM122 211V215H121V219H123V222L124 223V227L122 226V228H126L125 231L122 230V232H133L135 231L134 229H136L139 225H143L139 228H142V227H145L146 223L142 222V223H139L138 226H135L134 227H129L128 224V220L127 214H130V216L132 217V213L130 211ZM165 213V212H164ZM244 213V212H243ZM250 213V211H249ZM248 213V214H249ZM3 214V215H2ZM54 214V213H53ZM247 214V213H245ZM244 214V215H245ZM127 215V216H126ZM227 215V214H226ZM242 215V213H241ZM243 215V219L246 217H244ZM51 216V217H50ZM124 216V217H123ZM129 216V217H130ZM134 216V215H133ZM248 216V215H247ZM21 217V218H20ZM123 217V218H122ZM242 217V216H241ZM227 218L226 220L230 219V216L227 215ZM248 217H246L247 219ZM121 219L119 221H121ZM246 220V219H244ZM112 220V219H111ZM127 220V221H126ZM131 221V220H130ZM122 222V221H121ZM120 223V225H122V223ZM113 223V221H112ZM119 223H117L119 225ZM130 223V222H129ZM145 224V225H144ZM116 226V225H115ZM127 226V227H125ZM235 225H233L234 227ZM18 227V228H17ZM118 227V226H117ZM115 227V228H117ZM237 226H235L234 228H236ZM121 228V229H122ZM129 228V229H127ZM131 228V229H130ZM10 229V230H9ZM16 229V230H15ZM120 229V231H121ZM128 230V231H127ZM224 230V231H223ZM227 230L229 231V228H227ZM225 229H222V230H217L218 232L216 233H220L219 235L221 237H223L222 235L223 234H226L228 233ZM222 231V232H221ZM3 232V233H2ZM12 232V233H11ZM28 233V234H27ZM118 233V232H117ZM130 233V232H129ZM222 233V235H221ZM5 234V235H4ZM116 234V233H114ZM7 235V236H6ZM9 235V236H8ZM227 235V234H226ZM208 236V235H207ZM210 236V234H209ZM251 236H254V235H251ZM2 237V238H1ZM248 238H246V240H240L243 241V242H246L248 243V245L245 243V245L249 246L251 244V238L252 237H249L247 236ZM250 238V239H249ZM70 239V238H68ZM67 239V240H68ZM71 239H74V238H71ZM65 240L66 243H68V246L67 244L65 245L66 247V250H68L66 252V256H68L70 254L71 257H76V256H81L84 254V251L86 253V249L84 248V245L81 247L79 243H77L76 241L74 240ZM248 239V241H247ZM204 240V239H203ZM64 241V243H65ZM77 243V244H76ZM190 243V244H188ZM186 243V245H183L185 248H188L190 250H193L195 251V254L198 252L201 253H205L207 252L206 250L208 249V243H209V238L206 239L204 241H200L197 245V243L195 242H188ZM195 243V244H194ZM79 244V245H78ZM192 244V245H191ZM242 247V242L240 243ZM252 245V244H251ZM250 245V246H251ZM79 246V247H78ZM97 246H92L91 250L94 249L95 251H97ZM194 246V247H193ZM198 246V247H196ZM244 246V245H243ZM8 247V246H7ZM3 248L4 250L7 248ZM26 247H28L26 249ZM32 247V246H30ZM192 247V248H191ZM10 248V249H11ZM24 248V249H23ZM69 248V249H67ZM76 248H77V254H73L72 251H76ZM81 248V250L79 249ZM198 248V249H197ZM25 249L27 250V252H25L24 254L26 256H23L24 254L22 252L25 251ZM34 248L30 249V250H33ZM85 249V250H84ZM97 249V250H96ZM3 250V251H4ZM5 250V251H7ZM70 250V251H69ZM83 250V251H82ZM90 250V251H91ZM22 251V252H21ZM81 252L78 253V252ZM70 252V253H69ZM83 252V253H82ZM88 252V251H87ZM93 252V250H92ZM23 255H22V254ZM72 253V255H71ZM7 254V255H8ZM18 254H21V255H18ZM80 254V255H79ZM149 254L152 255V252H150ZM148 254V255H149ZM28 255V256H27ZM74 255V256H73ZM147 255V256H148ZM21 256H23L21 258ZM56 256V255H53V257ZM25 257V259H23ZM150 257V256H149ZM50 258V257H48ZM52 258V256H51ZM68 258V257H67ZM22 259V260H21ZM39 260V258H36ZM42 259V258H41ZM55 259V258H54ZM53 259V261H54ZM57 259V258H56ZM56 259H55V262H56ZM70 260V257L68 258ZM67 259V260H68ZM73 259V258H71ZM75 259V258H74ZM220 259V258H219ZM25 260V261H27ZM35 260V259H34ZM37 260V261H38ZM58 260V259H57ZM150 260L151 258H142L138 264H150ZM15 261H18V258H16ZM25 261L23 263H25ZM51 260H49L50 262ZM220 261V260H219ZM31 262V261H29ZM29 262H26V263H29ZM52 262V261H51ZM58 262V261H57ZM48 263V261H47ZM221 264H232V261H223Z\"/></svg>", "mask_w": 264, "mask_h": 264}]
</instances>
